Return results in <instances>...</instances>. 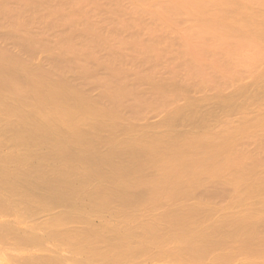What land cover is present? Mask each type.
Instances as JSON below:
<instances>
[{"label":"rangeland","instance_id":"374dc122","mask_svg":"<svg viewBox=\"0 0 264 264\" xmlns=\"http://www.w3.org/2000/svg\"><path fill=\"white\" fill-rule=\"evenodd\" d=\"M122 1H123V3H122ZM136 1H133V0H119V1H117V0H110V1H106V0H96V1L95 0H87V1H84L83 0V2H82V0H47V1L46 0H42V2H41V0H0V2H2V3H0V22H1L0 23V51L3 52V53L0 52V54H4L5 53V54L8 55L10 53L8 55L10 57L8 58L7 56H5V61H4L5 63H7L6 65L8 67L5 66V63H4V65L3 64L0 65L1 66L0 70L3 71V73L0 74V78H2L1 76L4 75L3 78L5 80H8L10 85H13V83L17 82L19 77H21V78H23V82H22V84H23L25 82L24 78L25 79H27V78L29 79V76L31 78V77H33L32 75H36V74H33V72L35 70L36 72H39V74H40V75L37 74L38 76L36 75V77H34V79H36V82L34 83L35 80L33 78H31L33 80L30 79L31 81H33V83L30 80L27 79L30 83H28V81H26L27 84L25 82V84H23L24 87H26V85H27V87L28 86L31 87L32 84L33 85L36 84L37 86H39L38 84H40V82L42 81L43 83L41 82L42 84H40L42 86H39V89L40 90L44 89V91H45V89L49 87V85H48V83H49V84H51L49 88L54 86V87H56V90L57 89H58V91L60 90L61 92L60 91L59 92L62 93V94L63 93L65 94V92L66 93H70V91H71V97H69L70 94L69 95L67 94L66 97H65V98H67V96H68V98H67L68 100L70 98H74L75 96H78L77 98L76 97L74 98L75 100H77L79 97H81V94H82V97L79 98V100H77L78 102L82 101V99H83V101L80 102V103L84 102V104L85 103L88 104L90 102L89 103L91 105L90 107L94 106L93 109L96 108V110L99 111L100 113H101V110L104 109L102 114L105 117L113 118L114 116L113 117H111V116L115 115V118L117 120L116 123H114V120H115L114 118H113L114 120L111 119V120L104 121V119H103L104 116H103L102 120L104 122L101 119L94 118V119L99 120L100 123L101 122H103V123L106 122L107 123L108 121L109 122L111 121L115 125V126H112L111 122H110V125H108V124L106 125L105 124L107 127L105 125L103 126V124H102L103 127L98 126V127L101 128L100 130L98 129L99 132H98L96 127H93V126H95L93 124L96 123L97 120L94 123L90 122L92 120L94 121V119H92V118H87V119H92V120L86 121L87 123L86 122H82L83 124H82L81 127L79 126L81 124L77 125V127L79 126L80 128L83 129L82 130V129H80L78 127L80 132H84V130H86L85 132H86V135H87V132L89 131L88 133L91 134V137H90V135H88L89 136L88 140H90V138H91L92 140H94L93 144L97 143V144H95L96 146L91 144L92 146H94V148L97 147L96 149H98V150L95 149L97 152L94 150L95 155L103 153L102 156L103 155L104 156L107 155V156L111 157L113 152H115L117 150L115 148V151H112L114 149V146H113V144H110V142H114L112 140H115V139L119 140L118 141L119 143H120L121 140L123 142V139L125 140V138L126 139L128 138L130 140L131 139L133 140V138L136 139V140L140 139L137 142H139V141L141 142V140H142V142H141V145H142V144H144L143 142H146V139H152L153 138V139H156L155 141L152 139L154 142H156V141L158 142L159 140L161 141V142L160 141L158 142L159 143V147L162 144V140L165 141V142H163L162 145H164V143H166V145H167V143H169L171 140H175V142H177V143L178 142L182 143L184 141L185 143L184 142L183 143L186 145V141L191 140V141H196V142H193V143H195L194 147L196 146L195 147L196 150H198L197 148L199 147V145H201L199 147L201 149L202 145H203L202 143L205 144L206 142H204V141H208L209 140L211 143L209 144L208 143L209 141H208L207 142L208 145H207V143H206L207 146L205 145L207 147V149L208 148L210 149V147L213 148V146L215 144L217 146V147L214 146L215 147L214 151L216 150V152H217L216 154H214L215 152L212 150L214 152L213 154L215 155V158L212 157L213 154H212V156H210V157L214 158V159H212V158L210 159V161L212 160V164H210V166L211 165L213 167L216 166V165H213V162L216 161L217 159L219 160L220 156L222 158L225 157V159L229 157V159H230V155H232L231 156V160L233 159L234 163L233 162L232 163H233L234 166L233 165H232L233 167L230 166L231 167V169H230L229 165L231 164L230 163L231 160H227L226 159L227 161H224V162H229L230 164L229 165L225 164L226 166H228V169H225L224 167H222V166H225L224 162H223L224 159H222L220 157L221 159L219 160V163L221 161V164L217 163L218 161H216L214 163V164H217V167H215L214 170L218 171V172H215L214 170L213 171L215 173L212 172L211 169H213V168L211 167V169H209L210 168V166H209L208 168L206 167L205 170L197 172L199 174V176H196L197 173H196V175L194 174V176L191 179L192 181L188 180V181H190V184H187L189 182L186 183L187 186L189 185L188 187L187 186L184 187V184H185L184 183L183 186H182L184 188V191H183V188L181 187L180 190H182V191H180V193H182L181 196L183 195V192H184V194L187 193L186 194L187 196L184 195V197H185L184 199H181V198H183V196L180 197V198L178 197L180 200H184V203H183V201H180V202L183 203V206H184L185 210H186V208H188L191 205H194V204H195L194 206L197 205V207H195L196 210H194L195 209L194 206L190 207V208H193L192 210L194 212L192 210L190 212H188L189 209H190V208H188L187 211L184 210L186 213L183 210L182 211L184 213H182V211L180 210L183 207V206L180 207L181 203H180V205H178L179 206L178 208H180V209H178V210L175 209L174 210V208H176L174 206L177 205L176 204L177 202L179 204V200L175 199L176 200L175 201L173 198H170V199H173V201L171 200L172 202H170V203L172 204L171 206L174 207V208H172L171 206L170 207L174 211H170L172 209L170 207L168 209V207H167V205H168L167 203H169V202H167L166 204L163 203V202H165L167 200L169 201L170 199L167 198V200H166V198L164 196L161 197V199H163L162 203L165 204L166 207H167V208L165 207L166 210L165 209L163 210V208H160L161 206L163 207L164 205H160L158 208L156 207L159 204H161L160 200L158 199L159 201L157 202V204L159 202L160 203L158 205L156 204L155 207L157 209L155 210L153 208L154 207L153 206L152 208L155 211H153V210L150 211L149 210V212H151L152 214L146 212L145 208L142 209L143 206L142 207L140 206L141 209L138 210V213H136V211H137L136 209L133 210L131 208H129L131 210L128 209L129 211L128 210L125 211L126 210L125 209L124 210L125 212H122L123 210H120V208H119L120 207V203H119L120 200H118L117 195L119 197H124V196H122L120 193H118L117 195H115L114 197L111 198L112 199L111 200V204L109 205V207H107L106 210L103 209V210L98 211V212H96V211L92 212L93 205L95 206L96 203L98 204V202L101 201L102 196L105 195L106 193H108L107 192L108 190L106 192H101L102 189L100 190V188H103V189H104V187L105 188H110L109 191H111V190L114 189L115 186H113L114 184L110 185V184H112L111 180L108 181V180L105 179L106 180L105 181V180H103V177H102V179H99V178L97 179L96 177H93V179H90V180L88 179L86 181V184H85V181H84L83 186H81L80 190H78V193H77V196H76L78 198H74V200H73L74 202L71 201V203H70V198L71 197L63 195V198H61V201L58 203L59 205L58 204L54 205L55 207H53V208L51 207L48 211H46L44 213V215L46 217V220H50L52 217H55L57 215V213L59 214V213H61L63 211L61 213L63 215H62L61 220H60V224H61V221H62V225L53 227V229L58 231L60 234H63L62 236L66 235V234L75 235L76 233H78L77 234L78 236L77 235H75V236H76V239L80 240V241H77L76 239L75 240H76L77 243H80L81 245L78 244L79 247L74 245L75 246L74 247L73 245H71L69 243H65V244L62 243V242L60 243L57 240L59 238L53 236V233H51L53 231L50 229V232H48L50 234H48V233L45 234V237H44L45 242L43 243V249L46 252H48V251H50V249H53L56 246L60 250V252L62 254L66 255L69 258L71 257L72 260L73 259L77 260L78 263H79V260H80L82 262V264H91V263L92 264H99L100 262L102 264H107V263L108 264H111V263L112 264H182V262H183V264H185V262H186V264H190V263L192 264L193 261L190 260L189 261L190 263L188 261H185L186 260L185 257H183L180 254V252H178V251H181V253L183 252L182 249L180 250V247H178V246H180L181 243L188 242V243H192V244H195V245L199 244L200 245V246L198 245L199 247H202V245L204 244L203 248H207L206 250H209L207 252H210L209 253L210 255L212 254L211 251L214 252V254H216L218 256H219V254H221L220 256L223 255L222 256V260L219 259V261L218 260L214 261L215 264L216 263L225 264L224 262H226V264L227 263H230V264H233V263L234 264H251V263L252 264H256V263L260 264L261 263V264H263L264 263V260H263L264 259L263 258L264 257V247H263L264 244H262V243H264V206H263L264 205V191H263V189H264V180H263L264 179V177H263L264 176V167H263L264 166V40L262 38H264V32L262 31V34H261L260 31L264 30V22H263L264 19L262 18V16H264V7H263L264 6V0H259V1L258 0L257 1L254 0V1H256V6L253 5V4H255V2L253 0H249L250 3L254 2L253 4L251 3L253 6L250 3H248V0H245L248 4L247 3L246 4L243 3L244 0H242V1L235 0V2L233 0L232 1L233 4H231L232 2L229 1L230 4L227 3L228 6H227V4L226 5L222 4V6L217 5L216 2L218 3L220 0H212L210 2H209V0H200L198 2V4L200 2H202V3L205 2L207 4H208V2L210 3V4H208L209 6L207 7L209 13H207V8H205L206 5L205 6L202 5L204 7H203V9L202 8L200 9V7L196 6L197 5L196 3H194L195 5L193 4V2H196V1H193V2H190V3H192L193 4L192 6H195V7L191 8L192 6H189V4H188L189 2L187 0L186 1L187 2L186 5L183 4V3H180L183 7L185 5L186 10L184 9L185 10L184 13H183V11H184L183 8L181 9L182 6L177 2V5L179 4L180 9L183 10V11H180L178 9L179 12H178V10L176 12H178L181 16L178 13H177L178 15L174 14V12L176 10L175 7H178L176 5V3H173L175 5V7L172 4V7L170 8L172 10V8L174 7L173 8L174 11H172L173 12V14H172L170 9L168 8V7L171 6V4H170V2H167L166 5H168V4H170V5L168 7H166V5H165L166 9L167 8L169 9V10L167 9V12H166V9H165V7L163 5L166 2H163V1H168V0H163V1L162 0L161 1L158 0L159 2L163 3L162 4L163 6L161 4L159 5L156 2V0H148V2L146 0H144L145 2L144 1L141 2L139 0L138 3ZM169 1H171V3H172V1L175 2L174 0H169ZM214 1H215V4H214ZM223 1L222 2L220 1V2L224 3ZM86 2H88V3H86ZM107 2H109V3L107 4ZM124 2L125 3L127 2L126 3L127 5ZM140 2L142 4H140ZM154 2L157 3V4H154ZM225 2H226V0H225ZM76 3H77V5H76ZM91 3H94V6ZM211 3H212V6L214 4L213 7H215V5H216L217 6L216 8L218 10L216 8L213 9L210 6ZM238 3H239V5H238ZM259 3H260L259 6H261V7H259L257 5ZM82 4H84V5H82ZM119 4H121V5H119ZM6 5L8 7L7 9H6ZM90 5L93 6L92 7L93 9L91 8ZM108 5H110V6H108ZM112 5L114 6L115 10L117 8L118 9L115 11L113 9ZM131 5H133V6L131 7ZM233 5H234V7H233ZM35 6H37L38 9ZM44 6H45V9H44ZM198 6H200V5H198ZM229 6H230V8H229ZM110 7H111L112 10L109 9ZM119 7H120V9H119ZM151 7H154V8H151ZM189 7H190V9H188ZM3 8H4V10H3ZM135 8H137L138 10L137 9L135 10ZM196 8L199 9V10L197 9V12L200 11V10L201 11L204 10V12L200 11V13L205 14V12H206L207 15L206 14L205 15H203V14L198 15V13L195 11ZM227 8H228L227 13H225V14H224V12L222 13V11H226ZM159 9H161V11ZM27 10H29V11H27ZM118 10H120V11H118ZM188 10H191V14L187 12ZM215 10H216V12H219V11L220 12L216 13V12H214ZM250 10H251V12H250ZM82 11H84V12H82ZM124 11H125V13H124ZM143 11H144V13H143ZM157 11H158V13H157ZM243 11H244V13L249 11V13L253 14V16L251 17V15H249V13H248L249 16L247 17L245 15L247 13L244 14ZM8 12H10V13H8ZM115 12H116V15H115ZM140 12H141L142 16L140 15ZM153 12H156L155 16L153 15V14H155ZM159 12L162 15L159 14ZM162 12L164 14L165 13L166 14L164 15ZM193 12H196V13H193ZM210 12H211V15H210ZM88 13H90V14H88ZM128 13H130V14H128ZM213 13H215V14H213ZM3 14H4V16H3ZM16 14H17V16H16ZM125 14H127V15H125ZM150 14H151V16H150ZM157 14H158V17H156ZM188 14L190 16H188ZM216 14H218V15H220L222 17H219ZM136 15H138L139 18ZM146 15L148 17H150V18H148ZM185 15H187V16H185ZM191 15L195 16L194 17L195 19L193 18V16L191 17ZM214 15H216L218 17L215 16V19H213ZM107 16L110 17L111 19L110 18H106ZM116 16H118V17H116ZM123 16L124 17L126 16L128 18H126V17L123 18ZM132 16H133V18H135L134 22H133L134 19L132 18ZM159 16H161V17H159ZM173 16L175 18H173ZM240 16H241V18H240ZM115 17L116 18H120V19L116 20ZM121 17H122V19H121ZM249 17H251V18H249ZM147 18L149 19V21H148ZM156 18H159V19L156 20ZM208 18H209V20L211 19L212 22H214V23H211L210 22L211 20L208 21ZM220 18L223 19V21ZM244 18H246V19H244ZM261 18L263 19V21H261L262 22V23H260L261 25H257V26H263V27L261 29H260V27H257V28H259V32H260L259 35H258L257 34L258 33V29L256 28V24H259V23H256V22H260ZM5 19H6V21H5ZM108 19L110 20L109 22H108ZM13 20H14V22H13ZM94 20H96V21H94ZM121 20H122V22H121ZM131 20H132V23H130ZM168 20H169V23L167 22ZM80 21H82V22H80ZM105 21H107V22H105ZM127 21H130V22L128 23ZM138 21H139V23H137ZM140 21H141V25L144 26V27L142 26V28L140 26ZM147 21H148V23H147ZM177 21L180 22V23H178ZM215 21H217V23H215ZM15 22H17V23H15ZM44 22L46 23V25L44 24ZM84 22H86V23H84ZM135 22H136V25L133 24ZM172 22H173V24H172ZM112 23H114V25ZM154 23L156 24L155 26H154ZM251 23H252V25H250ZM16 24H17V26H16ZM86 24H88V25H86ZM115 24H118V25H115ZM129 24L132 25V26H127ZM206 24H208V25H206ZM214 24H216V25H214ZM225 24H226L227 27L230 26L231 29L233 28L232 31H229L227 29L225 31L224 29L227 28V27H224ZM137 25H138L139 28L137 27ZM233 25H234V27H233ZM249 25H250V27H249ZM22 26H24V28ZM29 26H30V28H29ZM44 26H45V28H44ZM87 26H88V30H86ZM97 26H99V27H97ZM122 26L125 27V28H123ZM148 26H150L151 29ZM175 26H177L178 28L175 27ZM210 26H211V28H209ZM18 27H19V29H18ZM112 27H113L114 30L112 29ZM165 27H166V29H165ZM200 27H202V29L203 28L204 29L202 30ZM237 27L239 29H241V30H242V27H244L243 30L240 32V34H238L239 32H237V30H236V29H238ZM25 28H26V30H28V33L25 30ZM195 28L197 30H195ZM254 28H256V29L253 32ZM185 29H186V31H184ZM115 30H117V31L119 30L121 33L120 32L118 33L117 31L115 32ZM187 30H189V32ZM209 30H212V32L213 31L214 32L212 33ZM221 30H222V32L224 34L221 32ZM193 31H194V33H193ZM234 31H236L237 33L234 32ZM94 32H96V34ZM112 32L115 33V34H112ZM124 32H127V33H124ZM205 32H207L208 34H209V32L211 33V34L208 35L209 37L207 36V33L205 34ZM242 32L245 34L244 36H242ZM184 33H186V34H184ZM192 33H193V35H195L197 37L193 36ZM253 33H255V34H253ZM108 34H109V36H108ZM120 34H122V35H120ZM128 34H130V35H128ZM197 34H199V36ZM217 34L220 35V36H217ZM112 35H113V38L110 37ZM212 35H213L214 39L216 38L215 40L213 39ZM226 35L228 36V38H226L227 40L224 41V38H225ZM254 35H256V37L258 35L259 38L254 37ZM85 36H87V37H85ZM134 36L136 37V41H135V37ZM221 36L223 38L222 40L219 39V38H221ZM236 36H237V38H236ZM12 37L14 38V40L16 42L13 40ZM15 37H17V38L15 39ZM115 37L118 38V39H116ZM125 37H126V39H125ZM191 37H192V39H191ZM217 37H219V38H217ZM260 37H262V38L260 39ZM119 38H120V40H119ZM242 38H244V40ZM80 39H83V40H80ZM115 39L117 41H119V42H117ZM128 39H129V41H128ZM248 39H249V41H248ZM246 40H247V42H246ZM27 41H28L29 44L27 43ZM66 41L68 43L70 41V44L71 43H73V44H71V45L69 44L68 45V43ZM86 41H88V42H86ZM236 42H238V43H236ZM82 44H84V45H82ZM99 44H100V46H98ZM195 44H197V45H195ZM199 44H201L200 45L201 47L199 46ZM235 44H237V45H235ZM65 45H66V47H65ZM87 45H89V46H87ZM102 45L105 46V47H102ZM115 45L118 46V47H116ZM119 45L120 46L124 45V47H120ZM203 45H205V46L203 47ZM75 46H77V47H75ZM229 46H230V48H229ZM231 46L232 47L234 46L235 48L234 47L232 48ZM248 46H249V48H247ZM95 47H97V49ZM78 48H80V50ZM108 48H110V49H108ZM115 48L117 50H115ZM242 48L243 49L246 48L247 51H245V49L243 50ZM250 48H251V50H250ZM124 49H126V50H124ZM135 49H136V51H135ZM192 49H194V50H192ZM227 49H228V51H227ZM76 50L77 51L79 50L78 51L79 53L76 52ZM224 50L226 51V53H225ZM91 51H93V52L90 54ZM147 51H149V52H147ZM117 52H119L120 55H117L116 54ZM63 53H65V54H63ZM251 54L253 55L252 57H251ZM255 54H257V56H259V58ZM127 55L130 58L127 57ZM199 55H202V56L200 57ZM114 56H116V59L114 58ZM126 57L128 58L127 60H130V61L132 60L134 63H132V61H131V63H132L131 64L130 61L129 62L126 61V59H125ZM15 59H17V61H15ZM139 59H140V61H139ZM189 59H192V61L189 60ZM215 59H217V61ZM109 60H112L113 62L109 61ZM224 60H226V61H224ZM227 60H228L229 63H227ZM189 61H191V62H189ZM245 61L247 62V64L244 63ZM9 62H11V63L15 62V64H11L10 63L11 64L10 65ZM97 62H99V63H97ZM104 62H105L106 65H104ZM107 62L110 63V64H108ZM213 62H215V63H213ZM248 62H250V63H248ZM51 63H53L54 65L51 64ZM67 63H68V65H67ZM187 63H189V67L187 66ZM190 63H192V64L194 63L193 65L195 67H198V68H194V66L192 64H191V66L193 68H190L191 67ZM12 65H13V67H12ZM108 65H110V66L108 67ZM16 66H17V68H19L18 70H16V68H14ZM86 66H87V68H86ZM2 67H5V68H2ZM11 67H12V69H11ZM78 67L79 68L81 67V68L79 69ZM110 67L113 68L114 70L113 69L111 70ZM6 68H8V69H6ZM26 68H28V69L30 68L33 72L31 70H27ZM40 68H41V71H40ZM59 68H60V70H59ZM21 70H22V72H25V74L19 73ZM81 70H83V71H81ZM86 70L88 72H86ZM121 70H123V71H121ZM26 71L27 72L29 71L30 73H26ZM116 72H118V74H120V76H118V74ZM55 73H58V74H55ZM143 74H144V79H142L143 78L142 76L139 77L140 75H143ZM11 75H13V76H11ZM145 75H147V76H145ZM5 76H7V77H5ZM8 76L11 77L12 79L13 78L16 79V77L18 79H17V81H15L14 79H13L14 81H9L11 79L8 78ZM56 76L59 77V79H60L59 81L60 82L56 81V80H58V77L56 78ZM114 76H116L117 78H115ZM51 77H53V78L55 77L54 81L59 82L60 84L57 83V85H56L54 81L53 82L50 81V80H53ZM120 77H122V78H120ZM6 78H8V79H6ZM42 78H44V79H42ZM109 78H110V80H108ZM19 80H22V79H19ZM101 80L103 82H101ZM104 80L106 81V83L104 82ZM0 81H1V79H0ZM108 81H110V82H108ZM125 81H126L127 84L125 83ZM18 82L19 83H17L16 85L21 84L20 83L21 81H18ZM118 82H120V83H118ZM3 83H4V81H3ZM3 83L0 82V85H2ZM66 83H67L68 87H70L71 85L72 86L70 88H68V87H66ZM70 83H72V84L70 85ZM89 83H91V84H89ZM156 83H157V85H156ZM6 84H8V83H6ZM87 84H89V85H87ZM108 84L110 85V87H109ZM59 85L61 86V89H62V86H64L63 87L64 89L61 90ZM78 85H80V86H78ZM120 85L124 86L122 88V89H124L123 93H126L127 96L125 94H123V95H125V97L121 96L123 99L121 97L119 98L122 101L121 100H116V101L114 100V103H113V100L111 99L112 102H110V103H113V105L111 104L112 105L111 106L110 103H109L110 100L108 101V100L105 99L107 101L106 102L103 99H104V97L105 98H109V97H106L107 94H109V95L111 94L112 95L113 93H115L117 88L122 87ZM7 86L8 85H6L5 88H2V87H4V85L0 86L1 87L0 88V96L2 97L1 100L3 101L2 104H4V103L7 104V106L2 105V107L3 106L8 107V108L10 107L9 109L12 110V111L10 113H9V111L5 112L4 113L5 116H4L3 115L4 110L2 111V108H0L1 109L0 110V112H1L0 113V140L2 139V141H3V138H4L3 142L7 143V142H9L8 139L9 140L13 139V137H11V136H13V134H15V133H18L19 130H20L22 133L24 131L23 134L27 138L30 136L31 140L29 139V143L32 146H36L37 148H39L41 146L39 149L42 150V151H44L43 149H45L44 152H47L48 149L52 146L50 148L51 150L49 149L50 150L49 152H51L52 149L54 148L55 144H56V143L53 144L54 142L52 143V141H54V140H52L51 143H50V141H48L49 139L45 140L43 142V144H45V145H43L42 143H39V141H37V140H35V141H37V142H35L33 140V138H32V137H34L36 135L34 133V131L37 129L35 127H32V125L36 126V123L38 121L37 119H35L37 117H35L34 119H33V117H34L35 114H37V112H40V110L37 111L38 110V106H36V105H37V101L40 102L39 98L41 97L40 96L38 98V96L35 94V92L38 90L37 93L38 92H40V93L42 92V94H43V91H40L38 88H35L36 91H32L33 88H34L33 86H32L33 88L31 87L32 90H31V88L28 87L30 89V90L28 89L29 91H26L27 89L26 90L24 89L23 91H21L24 87L20 86L21 88L23 87L22 89L19 88L20 91L25 93L24 95H26V97H27V94L29 95V93L36 95V97H34V95L32 97H30V96L27 97L26 99H28V98L29 99H28L27 102H25L26 99L22 100V99H20V97H18V96H22V98H23L24 97L23 93H22V95H21V93H20V95L16 94V95H18L17 97L19 98L18 99L17 97H15L17 100L13 99L14 97H12V96H11V98H9L10 94L7 92V91H9V89H8L9 86H8V88H7ZM128 86L130 88H128ZM65 87L68 88V89H66L67 91L64 92L63 90H65ZM125 87H126V89L128 88L127 91H125ZM71 88L75 89V90H73V91H75L74 93L72 92ZM115 88H116V90H115ZM134 89L135 90L138 89V91L137 90L135 91ZM76 90H78L79 92L78 91L76 92ZM129 90H130V92H129ZM111 92H113V93H111ZM77 93H79V94H77ZM7 94H9V95L6 97ZM136 94H137V96H136ZM73 95H75V96H73ZM98 95H100V96H98ZM101 95H104V96H101ZM141 95H143L142 98L140 97ZM158 96H159V98H158ZM161 96H163V97H161ZM3 97H4V99H3ZM30 98L32 100H30ZM35 98L37 100L36 102H35ZM124 98H126V99H124ZM87 99H88V101L85 102V100H87ZM163 99H165V100H163ZM1 100H0V102H2ZM4 100H5V102H4ZM19 100L21 102L23 101L25 103H23V102L21 103ZM59 100H61V103H62V101H68L66 99L65 100L59 99ZM14 101H16V102L14 103ZM17 101H18V103H17ZM30 102H32L33 104L35 102L36 105L33 106V104L31 105ZM92 102H93V105L91 104ZM116 102H119L118 104L120 106L122 105V107H120ZM27 103H29L30 105H28ZM41 103H42V101H41ZM46 103L47 102L45 101V105H50L51 103L53 104V102H48L47 104ZM57 103H60V102H57ZM70 103L71 102H69V104H67L68 107H69ZM16 104H19V105L17 106ZM62 104H61L62 106H65V107L67 106V105H65L64 102ZM105 104H106V107H105ZM114 104H116V105H114ZM53 105H55V104H53ZM109 105H110L111 108H109ZM117 105H118V107H117ZM130 105H131V107H130ZM41 106H42V104H41ZM71 106H72V104H71ZM100 106H101V108H100ZM157 106H159V107H157ZM34 107H36V108H34ZM44 107H46V106H44ZM8 108H6V109L8 110ZM46 108H48V107H46ZM52 108H54V110H52V112L56 111L55 110L56 106H53ZM76 108H77V106L75 105V109ZM109 109L112 112L114 111L113 114L112 113H110V114L107 113L109 111ZM46 110L48 111V109H46ZM77 110H78V108H77ZM106 110H107V112H106ZM16 111L19 112V113H17ZM47 111H46V113H48ZM42 112H44V111H42ZM6 113L8 115H6ZM14 113H16V114H14ZM21 113H23V114H21ZM75 113H77V112H75ZM95 113L99 114L96 111H95ZM104 113H106V115L108 114L109 116L108 115L106 116ZM12 114L14 116H12ZM133 114H134V116H132ZM26 115H28V116H26ZM50 115L51 114H49V116ZM75 115H78V114H75ZM174 115H175V117H174ZM1 116L3 117V119L1 118ZM37 116H39V115H37ZM51 117H52V115H51ZM92 117H94V116H92ZM99 117H101V114H100ZM6 118H8V119H6ZM31 118L33 120H35L36 123ZM107 119H109V118H107ZM134 119H135V121H134ZM22 120H23V122H22ZM27 121H29L30 124H32L33 122L35 124L30 125ZM25 122H27V123H25ZM126 122H128V123H126ZM38 123H40V122L38 121ZM38 123H37V126L39 127L41 124L38 125ZM84 123H86V125H84ZM97 123L99 125V122H97ZM8 124H9V126H8ZM118 124H120V125H118ZM26 125H29V126H26ZM123 125H124V127H123ZM41 126L39 128H41ZM109 127H112V128H109ZM134 128H135V130H134ZM22 129H23V131H22ZM31 129H34L33 132H30ZM109 130H110V132H109ZM125 131H126V133H125ZM128 132H129V134H128ZM134 132H135V134H134L135 136L133 135ZM120 133H122V134H120ZM137 133L139 134L138 136L136 135ZM143 133H144V135L145 134L146 135L143 136L142 135ZM64 134L66 135V133H64ZM93 134H94V136H93ZM109 134H110L111 138H114V139H111L110 142H108L109 141L108 139H110ZM219 134H221V135H219ZM120 135H124V136L120 137ZM130 136H132V138ZM139 136H140V138H139ZM68 137H70V136H68ZM117 137H118V139H117ZM142 137H144V138H142ZM223 137H224V139L221 140V138H223ZM157 138H158V140H157ZM201 138H203V140H202L201 144H199L200 142H198V141H200ZM219 138H220V140H219ZM234 138H235V140H234ZM181 139L183 141H178V140H181ZM204 139H206V140H204ZM67 140H69V138ZM30 141H32V142H30ZM128 141L129 140H127V142ZM134 141L135 140H133V143L136 144V145L134 144V146L136 147L140 142L137 144V142L136 141L134 142ZM66 142H65V145H66ZM69 142L72 143V141H69ZM107 142L109 143L110 146L108 145ZM129 142H132V141H129ZM189 142H187V144H189ZM197 142H198V145H196ZM220 142H223V143H221L222 145L220 144ZM229 142H230V145H229ZM71 143L69 145L72 146V144L74 145L75 142L72 143V144ZM180 143H179V145H183V143L182 144H180ZM193 143H192V145H191V143L189 145L192 147ZM217 143L220 146H222V147H219V145H217ZM231 143H232V146H231ZM129 144L131 145L129 148H131V147L134 148L131 143H129ZM146 144H149V140L145 143V145ZM67 145H66V147H68ZM78 145L79 144L76 145V143H75V146H73V147H75V150H77L76 146H78ZM189 145H187V146L189 147ZM71 146H69V147H71ZM187 146H185V148H184L186 150L185 151L186 153H184V154L180 153V155L181 154L187 155V157L186 156H184V157L189 158L190 156L192 157V156H195L197 154V155H200L201 158H204V159L209 156V153H208V155L206 157H203L202 155H204V154L206 155L207 152L205 153V151L209 152L210 150H204L203 154H201L202 151H200L199 152L200 154H198L197 152L200 149L198 151H196L195 148L194 149L192 148L193 150L191 151V150H189L190 148H188ZM69 147H68V150L66 152H73L71 149H69ZM107 147H109V148H107ZM110 147L112 148L111 151H110L112 153L108 154L107 152L109 151L108 149H110ZM206 147H204V149ZM78 148L81 149L80 145H79ZM160 148H158V149H160ZM233 148H234V150H233ZM80 149H79V151L81 152L82 149L81 150ZM161 149H162L161 151H163L165 148L163 149V146H162ZM217 149L219 150V153L221 151L222 154H224V156L220 155L218 157L217 154H219V153H218ZM222 149L224 151H222ZM229 149H231V150H229ZM69 150H71V151H69ZM73 150H74V148H73ZM126 150H129L128 153L130 155V150L131 149L127 148ZM133 150L134 149H132L131 152H133ZM235 150H237V153L239 155H237V153H235L236 152ZM77 151H74V154H75V152L77 153ZM183 151L184 150H182V152ZM212 151H211V153H212ZM119 152L121 153L120 150H119ZM180 152H181V150H180ZM195 152H196V154H195ZM115 153H116V155H118V157H117L116 155L113 154V157H114L115 161L116 160L119 161L121 159L123 162L122 161H119V162H121L122 164H126V166H128V164H129V165H132L133 167H136V166H134L132 164V160H131L132 157H130L131 155L129 156L130 160L127 162V160L129 159L127 157L128 153L127 154H123V152H122V154H123L122 156L123 157L120 154H117V152H115ZM187 153L190 154V155H188ZM84 154L86 155V151L83 153V155ZM119 155L121 156V158H120ZM132 155H135V153L132 154ZM183 155H182V158L186 159V158L183 157ZM74 156L77 157L76 154ZM78 156H79V154H78ZM98 156H100V155H98ZM236 156H238L239 158L237 157L238 158L237 159ZM80 157L83 158V156H81V155H80ZM85 157H87V155ZM234 157H235V159H237V161L236 160L234 161ZM209 158H207V159H209ZM74 159H76V158L71 156V158H69L67 160L69 162H65L64 160L63 161L65 163H68V165L70 164V165H74V166L77 167L80 164V162L77 161L78 159L77 160H74ZM54 160H53L52 156L46 155L45 169H46V173L48 171V173H47L48 175L47 176H49V177L52 174L53 175L56 174V170H55V165L56 164H55ZM84 160H87V159H84ZM84 160H82V159L80 160V161H82L81 164H84L83 163ZM109 160L111 161L110 158H109ZM241 160H243V161H241ZM74 161L79 162L78 165H76L77 162H74ZM256 161H258V162H256ZM112 162H111V167L112 168L108 167V170L109 169H114L115 166L119 165V164L113 165ZM250 162H251V164H250ZM222 163H223V165H222ZM253 163H255V164H253ZM81 164H80V166H82ZM218 164L221 165V167ZM237 164L239 165V168H241V170H239V168H237L238 166L235 167V165H237ZM93 165H94V163H93ZM241 165H243L244 167H242ZM94 166L96 167V165H94ZM119 166L115 167V169L118 168ZM123 167H124V165H123ZM216 168H218V169H216ZM220 168H224V169H222L223 170L222 172H221V170H219ZM253 168H254L255 171L253 170ZM118 169H120V168H118ZM132 169L130 168V170H132ZM207 169H209V170H207ZM121 170L124 171V169H122V168H121ZM125 170H126L125 172H127L128 167ZM130 170H128V171H130ZM206 170L208 172H206ZM210 170H211L212 173H210ZM54 171H55V173H54ZM146 171L148 173L150 172L149 173L150 176H149V178L147 180L146 179H141V176L143 177V175H141L139 178L137 177V179H139V180H136V181L140 182L139 183L140 184V188H139L140 190L138 188H136L138 185H136V187H134L135 186L134 185L135 182L133 183L132 181H129V180H133L134 177L131 179V177H132L131 176L130 179L127 180L131 184H133L134 188H133V190L132 189H128V191L126 190L127 192L125 191V194L126 193H129V194L132 193V194H134L133 197L137 198L136 202L133 201V204H134L133 206L139 205V204L143 205L145 203L147 205L146 207L149 206L147 204V203H149V201L146 200V197H148V196L146 195L147 191H146V188H145L146 185L144 183L147 184L148 180L150 178H152V176H151L152 172L150 170H145L144 171V173H146V175L144 176L145 178L148 177L147 176L148 173ZM203 171H205L206 174L207 173L208 174L205 175V172L202 173ZM219 171L222 174H220ZM234 171H236L237 174ZM241 171H242V173H240ZM252 171H254V172H252ZM106 172H108V171H106ZM213 173L216 174V176ZM261 173H263V174H261ZM210 175H212V176L210 177ZM238 175H242V176H238ZM249 175H250V177H249ZM258 176H260V177H258ZM196 177H197V180H193V178H196ZM253 177H255V178H253ZM145 180H146V182H145ZM150 180H149V182H150ZM195 181H197V183ZM200 181H201V183H200ZM105 182L109 183V185L107 183L104 184ZM192 182H194L195 186H194V184ZM142 183L144 185H142ZM191 184H193V185H191ZM234 185L235 186L237 185V187L235 188ZM239 185H240V187H239ZM102 186H104V187H102ZM135 188H136V190H135ZM186 188H188L187 192H186ZM206 188L207 189L210 188L211 191L210 190L207 191ZM239 188H240V191L243 190V188H244V191L241 192V193H243V195L239 194L240 193ZM116 192H114V194ZM137 192H140V193H137ZM188 192H190L191 196L188 194ZM223 192L224 193L226 192L225 194H228V195H225V194L223 195ZM197 193L198 194L201 193V194L198 195ZM112 194H113V192H112ZM129 194H128V196H129ZM139 194H140V196H141V194L143 195V197L141 196L142 198L140 197V199L144 198V200H140L139 197H136V196H139ZM220 194H222L223 197ZM100 195H101V199L99 197ZM197 195H198L199 199H197ZM179 196H180V194H179ZM200 196H202L203 199H202V197L200 198ZM131 197H132V195H131ZM186 197H188L190 200L188 198H186ZM236 197H237V199H236L237 201H235V199H234ZM174 198H177V197H174ZM238 198H239V200H238ZM75 199L77 200L76 202H75ZM71 200H72V198H71ZM115 200L116 201L118 200L117 201L118 203ZM132 200H133V198H132ZM262 200H263V202H262ZM138 201L139 202L141 201V202L138 204ZM238 201L240 202L241 205L239 204ZM255 202H257V203H255ZM170 203H169V205H170ZM235 203H237L236 206H239L237 209H234ZM251 203H253V204H251ZM173 204H174V206H173ZM185 204H186L187 207L185 206ZM115 205L116 206L118 205V206L116 207ZM229 205L230 206L232 205V206L230 207ZM252 205H253V207H251ZM76 206L78 208L77 210H80V211L84 210V213L83 212L82 213L81 212L77 213ZM110 206L112 207V209H111ZM198 206H200V208H198ZM202 206H203V208H202ZM89 208L91 209V211H89L90 210ZM117 208H119V209H117ZM136 208L138 209V207H136ZM115 209L118 210V211H116ZM146 209H148V208H146ZM68 210H69V212H66L67 214L65 215L64 214L65 211H68ZM87 210L90 213L87 212ZM206 210H207L208 213L206 212ZM224 210H226V211H224ZM161 211H162V213H161ZM143 212H144V214H143ZM240 212H242V213H240ZM79 213H80V215H79ZM75 214L79 215V216H81V217H83L85 219H82V218L80 219L79 216H74ZM208 214H211L212 217H210V215H208ZM153 215H154V217L157 216V215L158 216L155 217V219H154ZM176 215H178L180 217L177 218ZM166 216L173 217V218H171V220L173 219V221H171L170 218L169 217L167 218ZM174 216H176V217H174ZM69 217H71V218H69ZM73 217H76L77 219H79V221L76 220ZM128 217H131L132 219H130ZM186 217H187L188 220L184 221V220H186ZM230 217H231V219H230ZM149 218H151V219H149ZM164 218H165L166 221L165 220L162 221V219H164ZM175 218H177V219H175ZM179 218H181L182 221L179 220ZM208 218H209V221H208ZM134 220H135V222H134ZM194 220H196V221H194ZM239 220L243 221L242 222L243 224ZM67 221H68V224H65V223H67ZM76 221H78V222H76ZM169 221H170V223H169ZM180 221H181L182 225L180 224ZM234 221H235V223H234ZM174 222H177V223L174 224ZM236 222L237 223L239 222L237 224L238 226L240 224L239 227L236 225ZM186 224H187L188 227H185ZM210 224H212L213 226L210 225ZM234 224L236 226H234ZM118 225H120V226L118 227ZM137 225H138V227H137ZM166 225H167V227H166ZM225 225H226V227H225ZM169 226H174V228L172 227V228L169 229ZM211 226L214 227V228H212ZM112 227H113L115 232H113ZM164 227L166 229L170 230V231L164 230L165 229ZM183 227H185L186 231L183 229ZM46 228L49 231V228L48 227H46ZM57 228H59V230ZM86 228H88V229H86ZM77 229H78V231H77ZM98 229H99V231H98ZM104 229H105V231H104ZM180 229H181V231H180ZM226 229H227V231H226ZM233 229H235V230H233ZM47 230H45V232ZM87 230H89L91 232H89ZM161 230H162V232H161ZM201 230H203V232ZM206 230L208 232H211V234H209ZM221 230H223V231H221ZM133 231H135V232H133ZM163 231H165V232H163ZM178 231H179V233H176ZM212 231H214V232H212ZM85 232H88V233H85ZM143 232H145V233H143ZM152 232L154 234H152ZM170 232H172L173 234H175V233L179 234V236H175L176 234L173 235ZM180 232H182V233H180ZM229 232L231 233V236L227 235ZM84 233L87 234L88 236L92 235V237L90 238L92 242L90 240H88V239L87 240L84 239V240H85V242L89 241V243L88 242L87 243L83 242L84 240H82V239L85 238L84 236H86ZM97 233L98 234L100 233V235L97 236L96 235ZM155 233H157V234H155ZM183 233L186 234V235H184ZM199 233L202 236L201 238H200V234ZM213 233H214V235L212 236ZM215 233H216V236H215ZM245 233L249 234L248 237H247V234H245ZM256 233H258V235ZM79 234H83L84 236L81 235V236H83V238H81V237L78 238ZM93 234H94V236H93ZM103 234H105V235H103ZM120 234H121V236L123 235L124 237L123 236L120 237ZM149 234L153 238H151L149 236ZM232 234H233V236H232ZM238 234H239V236H238ZM54 235H56V234H54ZM101 235L104 236L103 240L100 239V237L101 238L103 237ZM194 235L195 236L197 235V238L194 239L193 238V237H195ZM96 236H97V238H96ZM115 236H117V238ZM141 236H144V237H141ZM147 236H148V238H150L149 240H148V238H146ZM203 236H204V238L206 237L205 240H204ZM217 236H218V239H217ZM223 236H224V238H223ZM225 236H226V238H225ZM172 237L175 238V241L172 239ZM198 237H199V239H198ZM215 237H216V239H215ZM61 238H62V240H65L66 242L68 240V239L67 240L65 239L66 237L65 238L61 237ZM92 238H94V240ZM95 238H96V240H95ZM105 238H107V239H105ZM109 238H110V240H109ZM161 238H163V239H161ZM181 238L182 239L184 238V239L182 240ZM222 238L225 239V240H223ZM104 239L106 240V242L104 241ZM153 239L156 242H153L152 241ZM157 239H158V243H157ZM192 239H194V240H192ZM252 239H253V241H252ZM260 240H262V242H260ZM205 241L207 242V244H211V245H207ZM254 241H255V244H254ZM100 243H102V244H100ZM88 244H90V245H88ZM126 244L127 245L129 244V245L127 246ZM223 244H224V247L222 246ZM214 245H219V246L221 245L222 249L220 247H218V246L215 247ZM254 245L256 247L255 250H254V248H255ZM109 246H110V248H109ZM260 246H262L261 249H260L262 252L259 250ZM76 247L78 249H76ZM105 247H106V249H105ZM213 247H214V250L216 252L213 250ZM90 248H92L94 250H92ZM219 248H220V250H219ZM88 249H90V250H88ZM171 249H174V250H171ZM175 249L176 250L178 249V251H176ZM216 249H218V250H216ZM223 249H225V250H223ZM105 250H107L108 252L105 251ZM227 250H230L232 252L228 251L229 252L228 253ZM101 251H102V253H100ZM218 251H220V252L222 251V252L220 253ZM224 251H226V252H224ZM244 251L247 253V255L246 254H242V253H244ZM145 252H147V253H145ZM170 252H172V253H170ZM256 252H258V254ZM260 252H261V254H260ZM262 253H263V255H262ZM178 254H180V255L178 256ZM209 254H207V256ZM234 254H235V256H234ZM237 254H238V256H237ZM3 255H4V253L0 252V264L7 263V261H6V259L4 258ZM107 255H109V256H107ZM210 255H209V257H210ZM213 255H212L211 258H209V257L207 258L206 257L208 260L210 259V263L207 260H204L206 258H201L202 262L199 263V264H204L205 262H206L205 264H207V262H208V264H212L211 263L212 262L211 259H213L216 256V255H214V257H213ZM225 255H226V257H224ZM228 255L230 257V258L228 257L229 259L227 258ZM250 255H252V256H250ZM97 256H98V258H97ZM91 257H93V258H91ZM223 257H224V259H223ZM231 257H233L234 260ZM237 257H238V259H237ZM100 258H101V261H100ZM111 258H113V259H111ZM257 258H260L259 259L260 261L257 260ZM108 260H109V262H108ZM239 260H240V262H239ZM95 261L96 262L98 261V262L96 263ZM220 262H222V263H220ZM193 264H195V262Z\"/></svg>","mask_w":264,"mask_h":264},{"label":"bare ground","instance_id":"6f19581e","mask_svg":"<svg viewBox=\"0 0 264 264\" xmlns=\"http://www.w3.org/2000/svg\"><path fill=\"white\" fill-rule=\"evenodd\" d=\"M47 1V0H46ZM84 1H87V0H84ZM96 1V0H95ZM106 1H110V0H106ZM117 1H119V0H117ZM133 1H136V0H133ZM141 2L142 1H144V0H140ZM147 2H148V0H146ZM161 1V0H160ZM163 1V0H162ZM175 2H173L172 1V3H171V1H163V2H166V3H162V2H159L158 0H156V2L160 5H164V7H165V5L167 4V2H170V4H171V6L170 7H168L170 4H168V5H166V7H168L169 9L172 7V4L173 3H176V5H177V2L180 4V3H183V4H185L186 5V1L187 0H174ZM193 1H196V2H193ZM200 0H188V4H189V6H192L194 3H196L197 5V7H200V9L202 8L203 9V7L205 6V8H207L209 5L208 4H210L209 2L210 1H212V0H209V2H208V4L207 3H202V2H200L199 4H198V2H199ZM221 2L223 1V0H220ZM216 2V4L217 5H220V6H222V4L223 5H226L227 3L228 4H230V2H232L233 0H226V2H225V0L223 1L224 3H221V2ZM230 1V2H229ZM238 1V0H237ZM239 1H242V0H239ZM254 1V0H253ZM257 1V0H256ZM256 1H254L255 2V4H253L254 2H251L254 6H256ZM259 1V0H258ZM41 2H42V0H41ZM80 2V1H79ZM82 2H83V0H82ZM128 2V1H127ZM126 2V3H127ZM137 3L139 2V0H137L136 1ZM140 2V4H142ZM145 2V1H144ZM190 2H193V4L192 3H190ZM234 2H235V0H234ZM0 3H2V2H0ZM32 3V2H31ZM35 3V2H34ZM86 3H88V2H86ZM109 2H107V4H108ZM120 3V2H119ZM122 3H123V1H122ZM121 3V4H122ZM125 3V2H124ZM125 3V4H126ZM157 3H155L154 2V4H157ZM213 3V2H212ZM212 3H211V7L213 8V9H215L217 6L215 5V7H213L214 6V4H215V1H214V4H213V6H212ZM221 3V4H220ZM243 3H247L245 0H244V2ZM248 3H250L249 2V0H248ZM247 3V4H248ZM250 3V4H251ZM79 4V3H78ZM91 4H93V6H94V3H91ZM96 4V3H95ZM118 4V3H117ZM116 4V5H117ZM121 4H119V5H121ZM129 4V3H128ZM179 4L177 5L178 7H179ZM228 4H227V6H228ZM231 4H233V2L231 3ZM251 4V5H252ZM30 5V4H29ZM34 5V4H33ZM76 5H77V3H76ZM82 5H84V4H82ZM99 5V4H98ZM127 5V4H126ZM162 5V6H163ZM174 5V4H173ZM181 5V4H180ZM185 5H184V7L182 6L181 7V9L183 8V10L185 9L186 10V8H185ZM195 5V4H194ZM198 5H200V6H198ZM202 5H204V6H202ZM238 5H239V3H238ZM252 5V6H253ZM258 6L260 5V3L259 4H257ZM81 6V5H80ZM91 6V5H90ZM93 6H91V8L93 7ZM108 6H110V5H108ZM113 6V5H112ZM118 6V5H117ZM133 5H131V7H132ZM145 6V5H144ZM152 6V5H151ZM155 6V5H154ZM161 6V7H162ZM231 6V5H230ZM230 6H229V8H230ZM28 7V6H27ZM36 8H37V6H35ZM102 7V6H101ZM166 7H165V9H166ZM174 7H175V5H174ZM173 7V8H174ZM178 7H175L176 8V10H175V12H174V14H176V15H178L179 13V10L180 11H183V10H181L180 9V7L178 8ZM188 7V6H187ZM195 6H192L191 8H194ZM210 7V8H211ZM233 7H234V5H233ZM249 7V6H248ZM259 7H261V6H259ZM264 7V6H263ZM8 7H7V5H6V9H7ZM151 8H154V7H151ZM167 8V9H168ZM172 8V10L170 9V11L172 12V11H174V9ZM204 8V9H205ZM237 8V7H236ZM251 8V7H250ZM38 9V8H37ZM44 9H45V6H44ZM47 9V8H46ZM93 9V8H92ZM109 9H111V7L109 8ZM113 9H114V6H113ZM118 9V8H117ZM116 9V10H117ZM119 9H120V7H119ZM137 8H135V10H136ZM150 9V8H149ZM167 9H166V12H167ZM168 9V10H169ZM179 9V10H178ZM188 9H190V7L188 8ZM197 9L198 8H196L195 9V11L197 12ZM217 9V8H216ZM233 9V8H232ZM242 9V8H241ZM252 9V8H251ZM2 10V9H1ZM3 10H4V8H3ZM10 10V9H9ZM50 10V9H49ZM80 10V9H79ZM112 10V9H111ZM110 10V11H111ZM115 10V9H114ZM115 10V11H116ZM134 10V11H135ZM138 10V9H137ZM156 10V9H155ZM160 11H161V9H159ZM163 10V9H162ZM178 10V12H176ZM185 10L183 11V13L185 12ZM199 10V9H198ZM212 10V9H211ZM218 10V9H217ZM238 10V9H237ZM11 11V10H10ZM13 11V10H12ZM19 11V10H18ZM27 11H29V10H27ZM43 11V10H42ZM106 11V10H105ZM118 11H120V10H118ZM126 11V10H125ZM125 11H124V13H125ZM165 11V10H164ZM169 11V12H170ZM201 11V10H200ZM200 11H198L197 13H198V15H201V14H203V13H200ZM203 12H204V10H202ZM201 11V12H202ZM227 11H228V8H227V10L226 11H222V13L224 12V14L225 13H227ZM44 12V11H43ZM48 12V11H47ZM46 12V13H47ZM53 12V11H52ZM82 12H84V11H82ZM97 12V11H96ZM108 12V11H107ZM132 12V11H131ZM130 12V13H131ZM188 13H190L191 14V10H188L187 11ZM196 12H193V13H196ZM214 12H216V10L214 11ZM220 12V11H219ZM219 12H216V13H219ZM250 12H251V10H250ZM256 12V11H255ZM8 13H10V12H8ZM19 13V12H18ZM80 13V12H79ZM111 13V12H110ZM118 13V12H117ZM127 13V12H126ZM130 13H128V14H130ZM133 13V12H132ZM131 13V14H132ZM143 13H144V11H143ZM153 13H155V14H153L154 16L156 15V12H153ZM157 13H158V11H157ZM163 13V12H162ZM178 13V14H177ZM182 13V12H181ZM207 13H209V11H208V8H207ZM241 13V12H240ZM243 13H244V11H243ZM245 13H247V14H245ZM244 14L248 17L249 15H251V17L253 16V14H250L249 13V11L248 12H245ZM248 13H249V15H248ZM50 14V13H49ZM48 14V15H49ZM88 14H90V13H88ZM93 14V13H92ZM91 14V15H92ZM122 14V13H121ZM139 14V13H138ZM152 14V13H151ZM151 14H150V16H151ZM159 14H161L160 12H159ZM164 14V13H163ZM166 14V13H165ZM164 14V15H165ZM172 14H173V12H172ZM187 14V13H186ZM205 14H206V12H205ZM205 14H203V15H205ZM213 14H215V13H213ZM243 14V15H244ZM256 14V13H255ZM8 15V14H7ZM79 15V14H78ZM84 15V14H83ZM86 15V14H85ZM109 15V14H108ZM115 15H116V12H115ZM125 15H127V14H125ZM140 15H141V12H140ZM162 15V14H161ZM180 15V14H179ZM183 15V14H182ZM194 15V14H193ZM193 15H191V17L193 16ZM207 15V14H206ZM210 15H211V12H210ZM216 15H218V14H216ZM216 15H214V17H213V19H215V16ZM222 15V14H221ZM229 15V14H228ZM3 16H4V14H3ZM12 16V15H11ZM16 16H17V14H16ZM134 16V15H133ZM133 16H132V18H133ZM136 16H138V15H136ZM142 16V15H141ZM147 16V15H146ZM145 16V17H146ZM181 16V15H180ZM185 16H187V15H185ZM188 16H190L189 14H188ZM219 17H222V16H220V15H218ZM218 16H216V17H218ZM227 16V15H226ZM239 16V15H238ZM262 16V15H261ZM23 17V16H22ZM116 17H118V16H116ZM115 17V18H116ZM126 17V16H125ZM124 16H123V18H125ZM130 17V16H129ZM144 17V16H143ZM148 17V16H147ZM156 17H158V14H157V16ZM159 17H161V16H159ZM165 17V16H164ZM171 17V16H170ZM178 17V16H177ZM195 16H193V18H194ZM205 17V16H204ZM203 17V18H204ZM235 17V16H234ZM245 17V16H244ZM251 17H249V18H251ZM52 18V17H51ZM86 18V17H85ZM106 18H110V17H106ZM126 18H128V17H126ZM138 18H139V16H138ZM137 18V19H138ZM148 18H150V17H148ZM147 18V19H148ZM172 18V17H171ZM173 18H175L174 16H173ZM185 18V17H184ZM211 18V17H210ZM240 18H241V16H240ZM260 18V17H259ZM262 18L264 19V16H262ZM260 19V22H256V23H259V24H256V28L257 27H260V29L263 27V26H257V25H261L260 23H262L261 21H263V19ZM12 19V18H11ZM23 19V18H22ZM49 19V18H48ZM111 19V18H110ZM117 19H120V18H116V20ZM121 19H122V17H121ZM134 19V20H133ZM132 20H133V22L135 21V18H133ZM152 19V18H151ZM159 18H156V20H158ZM177 19V18H176ZM195 19V18H194ZM212 19V18H211ZM210 19V20H211ZM221 19V18H220ZM244 19H246V18H244ZM253 19V18H252ZM251 19V20H252ZM106 20V19H105ZM124 20V19H123ZM132 20H131V22L130 21H127L128 23L130 22V23H132ZM139 20V19H138ZM144 20V19H143ZM142 20V21H143ZM146 20V19H145ZM209 20V18H208V21H210ZM222 21H223V19H221ZM238 20V19H237ZM5 21H6V19H5ZM92 21V20H91ZM94 21H96V20H94ZM110 20L108 19V22H109ZM148 21H149V19H148ZM148 21H147V23H148ZM173 21V20H172ZM196 21V20H195ZM214 21V20H213ZM248 21V20H247ZM13 22H14V20H13ZM19 22V21H18ZM80 22H82V21H80ZM89 22V21H88ZM105 22H107V21H105ZM121 22H122V20H121ZM126 22V23H127ZM168 23H169V20L167 21ZM176 22V21H175ZM178 22V21H177ZM184 22V21H183ZM211 23H214V22H212V20L210 21ZM220 22V21H219ZM254 22V21H253ZM264 22V21H263ZM1 23V22H0ZM15 23H17V22H15ZM23 23V22H22ZM30 23V22H29ZM43 23V22H42ZM84 23H86V22H84ZM93 23V22H92ZM91 23V24H92ZM137 23H139V21L137 22ZM152 23V22H151ZM178 23H180V22H178ZM182 23V22H181ZM185 23V22H184ZM199 23V22H198ZM215 23H217V21H215ZM242 23V22H241ZM44 24L46 25V23L44 22ZM96 24V23H95ZM106 24V23H105ZM104 24V25H105ZM110 24V23H109ZM113 25H114V23H112ZM133 24H135L136 25V22L135 23H133ZM164 24V23H163ZM172 24H173V22H172ZM175 24V23H174ZM203 24V23H202ZM209 24V23H208ZM208 24H206V25H208ZM6 25V24H5ZM22 25V24H21ZM86 25H88V24H86ZM98 25V24H97ZM107 25V24H106ZM115 25H118V24H115ZM126 25V24H125ZM139 25V24H138ZM138 25H137V27H138ZM145 25V24H144ZM156 24L154 23V26H155ZM181 25V24H180ZM210 25V24H209ZM214 25H216V24H214ZM248 25V24H247ZM250 25H252V23L250 24ZM250 25H249V27H250ZM10 26V25H9ZM16 26H17V24H16ZM82 26V25H81ZM96 26V25H95ZM101 26V25H100ZM127 26H132V25H127ZM126 26V27H127ZM134 26V25H133ZM140 26H141V28H142V26L143 25H141V21H140ZM151 26V25H150ZM150 26H148L150 29H151V27ZM172 26V25H171ZM179 26V25H178ZM218 26V25H217ZM20 27V26H19ZM19 27H18V29H19ZM23 28H24V26H22ZM21 27V28H22ZM47 27V26H46ZM91 27V26H90ZM97 27H99V26H97ZM109 27V26H108ZM117 27V26H116ZM123 27V26H122ZM144 27V26H143ZM146 27V26H145ZM167 27V26H166ZM166 27H165V29H166ZM175 27H177V26H175ZM183 27V26H182ZM224 27H227L226 26V24L224 25ZM233 27H234V25H233ZM239 27V26H238ZM237 27V28H238ZM4 28V27H3ZM29 28H30V26H29ZM44 28H45V26H44ZM87 29L86 30H88V26L86 27ZM118 28V27H117ZM123 28H125V27H123ZM136 28V27H135ZM139 28V27H138ZM140 28V29H141ZM147 28V27H146ZM178 28V27H177ZM201 29H202V27H200ZM206 28V27H205ZM209 28H211V26L209 27ZM208 28V29H209ZM220 28V27H219ZM243 28L244 27H242V30H243ZM256 28H254V30H253V32L255 31V29ZM28 29V28H27ZM80 29V28H79ZM82 29V28H81ZM93 29V28H92ZM108 29V28H107ZM112 29H113V27H112ZM130 29V28H129ZM164 29V28H163ZM204 29V28H203ZM202 29V30H203ZM215 29V28H214ZM213 29V30H214ZM226 29L227 30H229V31H232V29H231V27L229 26V27H227V28H225L224 30L226 31ZM258 29V35H259V33L261 32V34H262V31L264 32V30H261L260 32H259V28H257ZM25 30H26V28H25ZM114 30V29H113ZM121 30V29H120ZM195 30H197L196 28H195ZM237 30V32H239L238 34H240V32L242 31L241 29H236ZM240 30V31H239ZM246 30V29H245ZM251 30V29H250ZM27 31V33H28V30H26ZM90 31V30H89ZM112 31V30H111ZM117 30H115V32H116ZM127 31V30H126ZM135 31V30H134ZM184 31H186V29L184 30ZM188 32H189V30H187ZM192 31V30H191ZM208 31V30H207ZM209 31H211L212 32V30H209ZM218 31V30H217ZM80 32V31H79ZM118 33L120 32L119 30L117 31ZM133 32V31H132ZM187 32V33H188ZM200 32V31H199ZM198 32V33H199ZM214 32V31H213ZM212 32V33H213ZM221 32H222V30H221ZM228 32V31H227ZM234 32H236V31H234ZM233 32V33H234ZM236 32V33H237ZM244 32V31H243ZM242 32V36H244L245 34ZM257 32V31H256ZM255 32V33H256ZM12 33V32H11ZM95 34H96V32H94ZM121 33V32H120ZM124 33H127V32H124ZM193 33H194V31H193ZM193 33H192V35H193ZM196 33V32H195ZM202 33V32H201ZM207 32H205V34H206ZM223 33V32H222ZM232 33V34H233ZM255 33H253V34H255ZM22 34V33H21ZM24 34V33H23ZM104 34V33H103ZM102 34V35H103ZM111 34V33H110ZM112 34H115V33H113L112 32ZM123 34V33H122ZM122 34H120V35H122ZM184 34H186V33H184ZM209 34H211L210 32H209ZM208 33H207V36L209 35ZM224 34V33H223ZM230 34V33H229ZM5 35V34H4ZM28 35V34H27ZM118 35V34H117ZM116 35V36H117ZM128 35H130V34H128ZM191 35V34H190ZM198 36H199V34H197ZM214 35V34H213ZM213 35H212V37H213ZM235 35V34H234ZM257 35V37H256V35H254V37H256V38H259V36ZM76 36V35H75ZM100 36V35H99ZM104 36V35H103ZM108 36H109V34H108ZM127 36V35H126ZM193 36H195V35H193ZM217 36H220V35H218L217 34ZM224 36V35H223ZM227 36V35H226ZM225 36V38H224V41L225 40H227L226 38H228V36L226 37ZM239 36V35H238ZM10 37V36H9ZM27 37V36H26ZM68 37V36H67ZM72 37V36H71ZM85 37H87V36H85ZM110 37H112L113 38V35L112 36H110ZM135 37V36H134ZM195 37H197V36H195ZM209 37V36H208ZM216 37V36H215ZM231 37V36H230ZM253 37V36H252ZM253 37V38H254ZM5 38V37H4ZM13 38V37H12ZM17 37H15V39H16ZM80 38V37H79ZM116 38V37H115ZM130 38V37H129ZM133 38V37H132ZM204 38V37H203ZM202 38V39H203ZM217 38H219V37H217ZM235 38V37H234ZM236 38H237V36H236ZM239 38V37H238ZM262 37H260V39H261ZM88 39V38H87ZM116 39H118V38H116ZM115 39V40H116ZM125 39H126V37H125ZM124 39V40H125ZM191 39H192V37H191ZM197 39V38H196ZM213 39H214V37H213ZM216 39V38H215ZM214 39V40H215ZM219 39H223L222 38V36H221V38H219ZM240 39V38H239ZM243 40H244V38H242ZM247 39V38H246ZM252 39V38H251ZM263 40H264V38H262ZM9 40V39H8ZM13 40H14V38H13ZM25 40V39H24ZM73 40V39H72ZM80 40H83V39H80ZM91 40V39H90ZM119 40H120V38H119ZM123 40V39H122ZM134 40V39H133ZM194 40V39H193ZM201 40V39H200ZM229 40V39H228ZM254 40V39H253ZM252 40V41H253ZM15 41V40H14ZM32 41V40H31ZM61 41V40H60ZM117 41V40H116ZM128 41H129V39H128ZM135 41H136V37H135ZM154 41V40H153ZM191 41V40H190ZM206 41V40H205ZM248 41H249V39H248ZM251 41V40H250ZM16 42V41H15ZM19 42V41H18ZM23 42V41H22ZM67 42V41H66ZM82 42V41H81ZM80 42V43H81ZM86 42H88V41H86ZM117 42H119V41H117ZM228 42V41H227ZM242 42V41H241ZM246 42H247V40H246ZM27 43H28V41H27ZM68 43V42H67ZM97 43V42H96ZM112 43V42H111ZM110 43V44H111ZM122 43V42H121ZM127 43V42H126ZM137 43V42H136ZM236 43H238V42H236ZM251 43V42H250ZM261 43V42H260ZM17 44V43H16ZM23 44V43H22ZM29 44V43H28ZM70 44V41H69V43H68V45ZM71 44H73V43H71ZM70 44V45H71ZM138 44V43H137ZM229 44V43H228ZM227 44V45H228ZM231 44V43H230ZM247 44V43H246ZM21 45V44H20ZM61 45V44H60ZM82 45H84V44H82ZM86 45V44H85ZM195 45H197V44H195ZM201 44H199V46H200ZM224 45V44H223ZM222 45V46H223ZM233 45V44H232ZM235 45H237V44H235ZM33 46V45H32ZM31 46V47H32ZM87 46H89V45H87ZM98 46H100V44L98 45ZM116 46V45H115ZM120 46V45H119ZM205 45H203V47H204ZM251 46V45H250ZM65 47H66V45H65ZM75 47H77V46H75ZM102 47H105V46H103L102 45ZM116 47H118V46H116ZM120 47H124V45L123 46H120ZM194 47V46H193ZM201 47V46H200ZM232 47V46H231ZM234 47V46H233ZM232 47V48H233ZM244 47V46H243ZM256 47V46H255ZM28 48V47H27ZM35 48V47H34ZM68 48V47H67ZM74 48V47H73ZM89 48V47H88ZM96 49H97V47H95ZM128 48V47H127ZM126 48V49H127ZM131 48V47H130ZM134 48V47H133ZM229 48H230V46H229ZM235 48V47H234ZM247 48H249V46L247 47ZM2 49V48H1ZM69 49V48H68ZM72 49V48H71ZM79 50H80V48H78ZM90 49V48H89ZM92 49V48H91ZM108 49H110V48H108ZM119 49V48H118ZM126 49H124V50H126ZM243 49V48H242ZM245 49V51H247L246 50V48H244ZM243 49V50H244ZM32 50V49H31ZM74 50V49H73ZM78 50V51H79ZM93 50V49H92ZM115 50H117L116 48H115ZM114 50V51H115ZM128 50V49H127ZM133 50V49H132ZM151 50V49H150ZM192 50H194V49H192ZM231 50V49H230ZM242 50V51H243ZM250 50H251V48H250ZM255 50V49H254ZM50 51V50H49ZM77 50H76V52H78ZM82 51V50H81ZM85 51V50H84ZM100 51V50H99ZM109 51V50H108ZM130 51V50H129ZM135 51H136V49H135ZM225 51V50H224ZM227 51H228V49H227ZM233 51V50H232ZM244 51V52H245ZM1 53H3L2 51H0ZM55 52V51H54ZM93 51H91L90 52V54L92 53ZM116 52V51H115ZM121 52V51H120ZM124 52V51H123ZM126 52V51H125ZM131 52V51H130ZM147 52H149V51H147ZM184 52V51H183ZM256 52V51H255ZM254 52V53H255ZM9 53V52H8ZM79 53V52H78ZM81 53V52H80ZM88 53V52H87ZM129 53V52H128ZM204 53V52H203ZM225 53H226V51H225ZM248 53V52H247ZM251 53V52H250ZM263 53V52H262ZM261 53V54H262ZM10 54V53H9ZM8 54V55H9ZM63 54H65V53H63ZM73 54V53H72ZM114 54V53H113ZM117 55H120L119 54V52H117L116 53ZM206 54V53H205ZM212 54V53H211ZM210 54V55H211ZM233 54V53H232ZM236 54V53H235ZM259 54V53H258ZM7 54H0V65H4V61H5V56H7L8 58L10 57V56H8ZM74 55V54H73ZM189 55V54H188ZM193 55V54H192ZM197 55V54H196ZM195 55V56H196ZM214 55V54H213ZM212 55V56H213ZM256 56H257V54H255ZM63 56V55H62ZM84 56V55H83ZM93 56V55H92ZM200 57L202 56V55H199ZM233 56V55H232ZM253 55L251 54V57H252ZM6 57V58H7ZM15 57V56H14ZM17 57V56H16ZM60 57V56H59ZM75 57V56H74ZM85 57V56H84ZM111 57V56H110ZM127 57H129L128 55H127ZM125 58L126 59V61H130V60H127L128 58ZM186 57V56H185ZM189 57V56H188ZM258 58H259V56H257ZM62 58V57H61ZM68 58V57H67ZM87 58V57H86ZM90 58V57H89ZM101 58V57H100ZM103 58V57H102ZM114 58L116 59V56H114ZM130 58V57H129ZM254 58V57H253ZM261 58V57H260ZM76 59V58H75ZM74 59V60H75ZM204 59V58H203ZM210 59V58H209ZM208 59V60H209ZM263 59V58H262ZM8 60V59H7ZM56 60V59H55ZM72 60V59H71ZM113 60V59H112ZM112 60H109V61H112ZM189 60H191L192 61V59H189ZM216 61H217V59H215ZM255 60V59H254ZM259 60V59H258ZM261 60V59H260ZM15 61H17V59H15ZM77 61V60H76ZM104 61V60H103ZM132 61V60H131ZM131 61H130V63H131ZM139 61H140V59H139ZM191 61H189V62H191ZM214 61V60H213ZM224 61H226V60H224ZM250 61V60H249ZM20 62V61H19ZM66 62V61H65ZM64 62V63H65ZM71 62V61H70ZM113 62V61H112ZM117 62V61H116ZM143 62V61H142ZM11 62H9V64H10ZM97 63H99V62H97ZM108 63V62H107ZM115 63V62H114ZM132 63H134L133 61H132ZM131 63V64H132ZM213 63H215V62H213ZM227 63H229L228 62V60H227ZM244 63H246L247 64V62L245 61ZM248 63H250V62H248ZM7 63H5V66H7L6 65ZM11 64H15V62H13V63H11ZM10 64V65H11ZM51 64H53V63H51ZM70 64V63H69ZM72 64V63H71ZM108 64H110V63H108ZM116 64V63H115ZM136 64V63H135ZM191 64L192 63H190V66H191ZM194 64V63H193ZM192 64V65H193ZM224 64V63H223ZM245 64V65H246ZM9 65V66H10ZM22 65V64H21ZM54 65V64H53ZM67 65H68V63H67ZM78 65V64H77ZM100 65V64H99ZM104 65H106L105 64V62H104ZM119 65V64H118ZM184 65V64H183ZM35 66V65H34ZM73 66V65H72ZM110 65H108V67H109ZM114 66V65H113ZM121 66V65H120ZM185 66V65H184ZM183 66V67H184ZM187 66L189 67V63H187ZM194 66V65H193ZM243 66V65H242ZM8 67V66H7ZM12 67H13V65H12ZM12 67H11V69H12ZM29 67V66H28ZM51 67V66H50ZM247 67V66H246ZM249 67V66H248ZM2 68H5V67H2ZM14 68H16V70H18L19 68H17V66L16 67H14ZM79 68V67H78ZM81 68V67H80ZM79 68V69H80ZM86 68H87V66H86ZM111 68V67H110ZM185 68V67H184ZM190 68H193L192 66L190 67ZM194 68H198V67H195L194 66ZM0 69H1V66H0ZM6 69H8V68H6ZM23 69V68H22ZM27 70H31L30 68L28 69V68H26ZM83 69V68H82ZM101 69V68H100ZM113 68H111V70H112ZM116 69V68H115ZM3 70V69H2ZM10 70V69H9ZM25 70V69H24ZM23 70V71H24ZM59 70H60V68H59ZM110 70V71H111ZM114 70V69H113ZM196 70V69H195ZM6 71V70H5ZM15 71V70H14ZM32 71V70H31ZM40 71H41V68H40ZM57 71V70H56ZM65 71V70H64ZM80 71V70H79ZM81 71H83V70H81ZM105 71V70H104ZM118 71V70H117ZM121 71H123V70H121ZM17 72V71H16ZM33 72V71H32ZM35 72V73H34ZM34 72H33V74H39V72H36L35 70H34ZM86 72H88L87 70H86ZM143 72V71H142ZM3 73V71H1L0 70V74H2ZM19 73H23V74H25V72H22V70L19 72ZM26 73H30L29 71L27 72L26 71ZM43 73V72H42ZM41 73V74H42ZM65 73V72H64ZM80 73V72H79ZM115 73V72H114ZM117 74H118V72H116ZM13 74V73H12ZM32 74V73H31ZM55 74H58V73H55ZM84 74V73H83ZM88 74V73H87ZM111 74V73H110ZM137 74V73H136ZM14 75V74H13ZM13 75H11V76H13ZM30 75V74H29ZM36 75H32L33 77H31V78H33L34 79V77H36ZM40 75V74H39ZM65 75V74H64ZM122 75V74H121ZM4 76V75H3ZM3 76H1L2 78H0L1 79V83H3V81H4V83L2 84V85H0V86H3L4 85V87H2V88H5V86L6 85H8L9 86V88H8V86H7V88L9 89V91H7L9 94H10V97L9 98H11V96L12 97H14L13 99H16L15 97H17L18 95H16V94H19L20 95V93H21V95H22V93L23 92H21V91H23L24 89L26 90V91H29L30 89L29 88H31L32 86L34 87H32L33 88V90H32V88H31V90L32 91H36V89L35 88H38L39 89V86H42V85H40V84H42L41 82H40V84H38L39 86H37L36 84V86L35 85H33L32 84V86L30 87V86H28L27 87V85H26V87H24V85L23 84H25V82L26 81H28V80H30L31 78H30V76H29V79L27 80V79H25L24 78V83L22 84V82H23V78H21V77H19V79H22V80H19L17 77H16V79H14L15 81H17V79H18V81H21L20 83L21 84H19V85H16L17 83H19L18 81L17 82H15V83H13V85H10L9 84V82H8V80H5L4 78H3ZM15 76V75H14ZM38 76V75H37ZM107 76V75H106ZM110 76V75H109ZM118 76H120V74H118ZM143 77L142 79H144V74L143 75H140L139 77ZM145 76H147V75H145ZM5 77H7V76H5ZM58 76H56V78H57ZM61 77V76H60ZM115 78H117L116 76H114ZM135 77V76H134ZM8 78H10L11 80H9V81H14L11 77H9L8 76ZM8 78H6V79H8ZM53 80H50V81H54V78L53 77H51ZM63 78V77H62ZM89 78V77H88ZM106 78V77H105ZM113 78V77H112ZM119 78V77H118ZM120 78H122V77H120ZM4 79V80H3ZM33 79H31V80H33ZM42 79H44V78H42ZM48 79V78H47ZM104 79V78H103ZM102 79V80H103ZM148 79V78H147ZM3 80V81H2ZM30 80V81H31ZM35 81H34V83L36 82V79H34ZM60 79H59V77H58V80H56V81H59ZM101 80V82H103ZM107 80V79H106ZM108 80H110V78L108 79ZM124 80V79H123ZM7 81V82H6ZM38 81V80H37ZM56 81H54L55 82V84L57 85V83H59V82H56ZM148 81V80H147ZM32 83H33V81H31ZM51 82V83H52ZM70 82V81H69ZM68 82V83H69ZM75 82V81H74ZM104 82L106 83V81L104 80ZM108 82H110V81H108ZM117 82V81H116ZM149 82V81H148ZM6 83H8V84H6ZM28 83H30L29 81H28ZM62 83V82H61ZM80 83V82H79ZM82 83V82H81ZM118 83H120V82H118ZM123 83V82H122ZM121 83V84H122ZM125 83H126V81H125ZM15 84V85H14ZM26 84H27V82H26ZM53 84V83H52ZM60 84V83H59ZM63 84V83H62ZM72 83H70V85H71ZM89 84H91V83H89ZM89 84H87V85H89ZM127 84V83H126ZM30 85V84H29ZM48 85H49V87H50V85L51 84H49L48 83ZM99 85V84H98ZM105 85V84H104ZM109 85V84H108ZM124 85V84H123ZM156 85H157V83H156ZM19 86V87H18ZM20 86H23L22 88L20 87ZM47 86V85H46ZM45 86V87H46ZM60 86V85H59ZM72 86V85H71ZM70 86V87H71ZM78 86H80V85H78ZM102 86V85H101ZM107 86V85H106ZM120 86H122V85H120ZM119 86V87H120ZM155 86V85H154ZM46 88L45 89V91H44V89L43 90H40V91H43V94H42V92L40 93V92H38L37 93V91L35 92V94L38 96V98L40 99V102H38L37 100H36V98H35V102L37 101V105L35 104V102H34V104L32 103V102H30V104L32 105L33 104V106H38V110L37 111H39L40 110V112H37V114H35L34 115V117H33V119L35 118V117H37V118H35V119H37L40 123H38V121H37V123H38V125H40L41 126V128H39L38 126H37V123L35 122V120H33L32 118V120L36 123V126H33L32 124H35L34 122L32 123V124H30L29 123V121H27L30 125H32V127H35V128H37L35 131H34V133L36 134L34 137H32L33 138V140L35 141V140H37V141H39V143H42L43 144V142L45 141V140H48V141H50V143H51V141L52 140H54V141H52V143L53 144H55V146H54V148L52 149V151L51 152H49L51 149V147L48 149V151L47 152H44L45 151V149H43L44 151H42V150H40L39 148L41 147H39V148H37L36 146H32L30 143H29V139H30V136L27 138L23 133H24V131H23V129H22V131H23V133L19 130V132L18 133H15V134H13V136H11V137H13V139H11V140H9L8 138V141L9 142H3L4 141V138H3V141H2V139L0 140V252H2V253H4V258L6 259V261H7V263H5V264H79L81 261L79 260V263H78V261L77 260H72L71 259V257L69 258V257H67L66 255H64V254H62L61 252H60V250L55 246V248H53V249H50V251H48V252H46L44 249H43V243L45 242V240H44V237H45V234L46 233H48V232H50V229L53 231V232H51V233H53V236H55V237H58L59 239H57L60 243L62 242V243H69V244H71V245H76V246H78V244H80V243H77L76 242V236L75 235H77L78 233H74L75 235H72V234H66V235H64V236H62L63 234H60L58 231H56V230H54L53 229V227H56V226H59V225H62V221H61V224H60V220H61V217H62V215L63 214H61V213H57V215L55 216V217H52L50 220H46V217H45V215H44V213L46 212V211H48L51 207L53 208V207H55L54 205H56V204H58L60 201H61V198H63V195L64 196H69V197H71L72 198V200H71V198H70V203H71V201L72 202H74L73 200H74V198H78V197H76L77 196V193H78V190H80V187L81 186H83V184H84V181H85V184H86V181L89 179H93V177H96L97 179L99 178V179H102V177H103V180H111V183L112 184H110V185H113V186H115L114 187V191L113 190H111L112 192H113V194H114V192H116L114 195L112 194V192L111 191H109L110 190V188H105L104 186H102V187H104V189L103 188H100V190H101V192H106L107 190V192L108 193H106L105 195H103L102 196V199H101V195L99 196L100 197V199H101V201H99L98 202V204L96 203V205L94 206L93 205V207H92V212H98V211H101V210H103V209H107V207H109V205L111 204V198L112 197H114L115 195H117L118 193H120L122 196H124V197H119L118 195H117V197H118V200H120L119 201V203H120V210H123L122 212H125V211H127L129 208H131V209H136L137 211H136V213H138V210L139 209H141V207H142V209H144L145 208V210H146V212H148V213H150V214H152L151 212H149V210L151 211V210H153V211H155L160 205H164L163 207L161 206L160 208H163V210L165 209L166 210V208L168 207V209H169V207L172 205L170 202H172L173 201V199L175 200V199H178L179 200V204H178V202L175 204L176 206H174V204H173V206L174 207H176V208H174V207H172V208H174V210L175 209H180V208H178L179 206L178 205H180V203H181V205H180V207H182L183 206V203H184V200H180L179 198L180 197H182L183 196V198H181V199H184L185 197H184V195H186L187 193H185L184 194V192H183V195L181 196V194L182 193H180V191H182V190H180L181 189V187L183 186V184H184V187H186L187 185H186V183L187 182H189V183H187V184H190V181H192L191 179H192V177L194 176V174L196 175V173L197 172H199V171H202V170H205L206 169V167L208 168L209 166H210V164H212V160L210 161V159L212 158V157H214L215 158V155L214 154H216L217 152H216V150L214 151V146H216V144L213 146V148H211L210 147V149L208 148L207 149V145H208V143L210 144L211 142L209 141H204V142H208L207 143V145H206V143L204 144V143H202L203 145H202V150L199 148L201 145H199V147L197 148L198 150H196V146L194 147V145H195V143H193V142H196V141H191V140H189V141H186V145L184 144L185 142L181 139V140H178V141H183L182 143H183V145H179V143L180 142H175V140H171L169 143H167V145H166V143H164V145H162L163 144V142H165L164 140H162V144L160 145V147L162 148V146H163V151H161L162 149L159 147V141L157 142H154L156 139H146V142L149 140V144H146L145 145V143L146 142H143L144 144H142L141 145V142H142V140H141V142L139 143V142H137L138 140H140V139H138V140H136V139H134L133 138V140H135L136 142H137V146L135 147L134 146V144L135 143H133V140L131 139H126L125 138V140L123 139V142H122V140L120 141V143L118 142L119 140H112V141H114V142H110L111 141V139H114V138H111L110 137V134H109V137H110V139H108L109 141L108 142H110V144H113V146H114V149L112 150V151H115V148L117 149L115 152H117V154H120L121 156L123 155V154H127L128 152H129V150H126L127 148L128 149H134L133 150V152H131V150H130V155H129V153L127 154V157L129 158L128 160H127V162L130 160V157H132L131 158V160H132V164L134 165V166H136V167H133L132 165H129L128 164V166H126V164H122L121 162H119V161H122L121 159L118 161V160H116L115 161V159H114V157H113V154L114 155H116V153L115 152H113V154L111 155V157L110 156H107V155H103L102 156V154L100 153V154H98V155H100V156H98V155H95V153H94V150L97 148H94V146H96L95 144H97V143H95V144H93L94 142V140H92L91 138H90V140H88V138H89V136L88 135H90V137H91V134L90 133H88L87 132V135H86V130H84V132H80V130L78 129V127L80 126H82V122H86V121H88V120H92V119H94V118H97V119H101L102 120V118H103V114H102V112L104 111V109L103 110H101V113L99 112V111H97L96 110V108H94L93 109V107L94 106H92V107H90L91 105L88 103V104H84V102L83 103H80V102H82L83 101V99H82V101H80V102H78L77 100H79V98H81L82 97V94H81V97H79L77 100H75L74 98L76 97H78V96H75V95H73V96H75L74 98H70L69 100L67 99L68 98V96H67V98H65L66 97V95L68 94H70L69 95V97H71V91H70V93H66L65 91H67L66 89H68V88H70V87H68L67 86V83H66V87H68V88H66L65 87V90H63L64 92H65V94L63 93H60L59 91H58V89L56 90V87H54V86H52L51 88ZM58 87V86H57ZM64 86H62V89H64L63 88ZM74 87V86H73ZM109 87H110V85H109ZM112 87V86H111ZM116 87V86H115ZM124 86H122V87H120V88H117V90H116V88H115V90H116V92L115 93H113V92H111V93H113L112 95L110 94H107V96L106 97H109V98H105L104 97V99L103 100H110L109 101V103L110 102H112L111 101V99L113 100V103H114V100L116 101V100H121V99H119L121 96H123V97H125V95H126V93H123V91H124V89H122ZM127 87V86H126ZM126 87H125V91H127V89L128 88H130L129 86H128V88L126 89ZM134 87V86H133ZM1 88V87H0ZM22 89L21 91H20V89ZM82 88V87H81ZM85 88V87H84ZM97 88V87H96ZM104 88V87H103ZM113 88V87H112ZM132 88V87H131ZM136 88V87H135ZM29 89V90H28ZM42 89V88H41ZM60 89H61V86H60ZM61 89V90H62ZM72 89V92L74 93L75 91H73V90H75L74 88H71ZM110 89V88H109ZM122 89V90H121ZM70 90V89H69ZM81 90V89H80ZM89 90V89H88ZM103 90V89H102ZM112 90V89H111ZM114 90V91H115ZM135 90V89H134ZM137 91H138V89H136ZM135 90V91H136ZM156 90V89H155ZM3 91V90H2ZM1 91V92H2ZM62 91V92H63ZM78 90H76V92H77ZM113 91V90H112ZM133 91V90H132ZM140 91V90H139ZM6 92V93H7ZM14 95H12L11 93ZM79 92V91H78ZM91 92V91H90ZM129 92H130V90H129ZM5 93V92H4ZM9 94H7L6 95V97L9 95ZM25 93H23V96L25 97H23L22 98V96H18V97H20V99H26L27 97H32L34 94H30L29 93V95L27 94V97H26V95H24ZM40 94V95H39ZM76 94V93H75ZM77 94H79V93H77ZM87 94V93H86ZM123 94H125V95H123ZM135 94V93H134ZM138 94V93H137ZM137 94H136V96H137ZM161 94V93H160ZM4 95V94H3ZM16 95V96H15ZM36 95H34V97H36ZM84 95V94H83ZM88 95V94H87ZM109 95V96H108ZM131 95V94H130ZM140 95V94H139ZM72 96V97H73ZM98 96H100V95H98ZM97 96V97H98ZM101 96H104V95H101ZM127 96V95H126ZM157 96V95H156ZM1 97V96H0ZM17 97V98H18ZM141 98L143 97V95H141L140 96ZM161 97H163V96H161ZM57 98V99H56ZM62 99V100H68V101H62V103L64 102L65 103V105H67V104H69V102H71L70 103V105H69V107H68V105L65 107V106H62L63 104L61 103V100H59V99ZM99 98V97H98ZM97 98V99H98ZM102 98V97H101ZM122 98V97H121ZM158 98H159V96H158ZM168 98V97H167ZM166 98V99H167ZM2 99V97L0 98V100ZM3 99H4V97H3ZM19 99V98H18ZM29 99V98H28ZM28 99H26V101L25 102H27L28 101ZM91 99V98H90ZM123 99V98H122ZM124 99H126V98H124ZM8 100V99H7ZM17 100V99H16ZM30 100H32L31 98H30ZM58 100V101H57ZM105 100V101H106ZM139 100V99H138ZM160 100V99H159ZM163 100H165V99H163ZM2 101V100H1ZM20 101V100H19ZM41 101H42V103H41ZM45 101L48 103V102H53V104H55V105H53L52 103L50 104V105H45ZM88 101V99L87 100H85V102H87ZM91 101V100H90ZM122 101V100H121ZM125 101V100H124ZM162 101V100H161ZM167 101V100H166ZM4 102H5V100H4ZM13 102V101H12ZM11 102V103H12ZM16 101H14V103H15ZM21 102V101H20ZM19 102V103H20ZM23 102V101H22ZM21 102V103H22ZM25 102H23V103H25ZM57 102H60V103H57ZM97 102V101H96ZM107 102V101H106ZM105 102V103H106ZM120 102V101H119ZM119 102H116L117 104L119 103ZM142 102V101H141ZM169 102V101H168ZM3 103V101L2 102H0V108H2V111L4 110V112H3V115H4V113L5 112H8L9 111V113L12 111V110H10L8 107H5V106H7V104H2ZM17 103H18V101H17ZM46 103V104H47ZM113 103H110V105L112 104L113 105ZM166 103V102H165ZM28 105H30L29 103H27ZM41 104H42V106H41ZM62 104V105H61ZM71 104H72V106H71ZM92 105H93V102L91 103ZM95 104V103H94ZM97 104V103H96ZM107 104V103H106ZM106 104H105V107H106ZM142 104V103H141ZM167 104V103H166ZM2 105H5V106H3L2 107ZM13 105V104H12ZM17 106L19 105V104H16ZM52 105V106H51ZM75 105L77 106V108H78V110H77V108L75 109ZM110 105H109V108H111L110 107ZM111 105V106H112ZM114 105H116V104H114ZM119 105V104H118ZM118 105H117V107H118ZM134 105V104H133ZM10 106V105H9ZM44 106H46V107H48V108H46V107H44ZM53 106H56V111H53L52 112V110H54V108H52ZM74 106V107H73ZM98 106V105H97ZM120 106V105H119ZM127 106V105H126ZM32 107V106H31ZM30 107V108H31ZM120 107H122V105L120 106ZM124 107V106H123ZM130 107H131V105H130ZM157 107H159V106H157ZM6 108H8V110L6 109ZM13 108V107H12ZM34 108H36V107H34ZM42 110H41V109ZM100 108H101V106H100ZM129 108V107H128ZM45 109V110H44ZM46 109H48V111L46 110ZM74 109V110H73ZM98 109V108H97ZM160 109V108H159ZM1 110V109H0ZM7 110V111H6ZM15 110V109H14ZM51 110V111H50ZM96 112H98L99 114H96L95 113V111ZM108 110V109H107ZM107 110H106V112H107ZM112 110V109H111ZM120 110V109H119ZM42 111H44V112H42ZM46 111L48 112V113H46ZM109 111H110V109H109ZM107 112L108 114H110V113H112L113 114V112L112 111H110V112ZM116 111V110H115ZM135 111V110H134ZM17 112V111H16ZM50 112V113H49ZM75 112H77V113H75ZM79 112V113H78ZM117 112V111H116ZM1 113V112H0ZM17 113H19V112H17ZM40 113V114H39ZM54 113V114H53ZM74 113V114H73ZM119 113V112H118ZM122 113V112H121ZM179 113V112H178ZM181 113V112H180ZM14 114H16V113H14ZM21 114H23V113H21ZM49 114H51L52 115V117H51V115L49 116ZM75 114H78V115H75ZM100 114H101V117H99L100 116ZM105 115H106V113H104ZM107 114V115H108ZM111 114V115H112ZM124 114V113H123ZM137 114V113H136ZM6 115H8L7 113H6ZM11 115V114H10ZM9 115V116H10ZM25 115V114H24ZM37 115H39V116H37ZM99 115V116H98ZM106 115V116H107ZM130 115V114H129ZM5 116V115H4ZM8 116V117H9ZM12 116H14L13 114H12ZM26 116H28V115H26ZM90 116V117H89ZM92 116H94V117H92ZM97 116V117H96ZM109 116V115H108ZM114 116V117H113ZM127 116V115H126ZM132 116H134V114L132 115ZM23 117V116H22ZM25 117V116H24ZM31 117V116H30ZM111 117H113V118H110V117H105L104 116V121H106V120H114V123H116V118H115V115H112ZM117 117V116H116ZM136 117V116H135ZM174 117H175V115H174ZM1 118L3 119V117L1 116ZM5 118V117H4ZM18 118V117H17ZM87 118H92V119H87ZM107 118H109V119H107ZM118 118V117H117ZM6 119H8V118H6ZM87 119V120H86ZM97 119H94V121L92 120V121H90V122H95ZM122 119V118H121ZM18 120V119H17ZM138 120V119H137ZM144 120V119H143ZM7 121V120H6ZM103 121V120H102ZM103 121V122H104ZM134 121H135V119H134ZM195 121V120H194ZM4 122V121H3ZM8 122V121H7ZM22 122H23V120H22ZM21 122V123H22ZM27 122H25V123H27ZM32 122V121H31ZM97 122H99V125H98V123ZM103 122H101L100 123V121L99 120H97L96 121V123H92L93 125H95V126H93V127H96L97 128V130L99 129H101L100 127H98V126H101V127H103L105 124L107 125H110V122L108 121L107 123L105 122V123H103ZM131 122V121H130ZM197 122V121H196ZM261 122V121H260ZM10 123V122H9ZM87 123V122H86ZM86 123H84V125H86ZM114 123H112L111 122V124H112V126H115L114 125ZM119 123V122H118ZM126 123H128V122H126ZM138 123V122H137ZM79 124H81V125H79ZM102 124H103V126H102ZM135 124V123H134ZM246 124V123H245ZM23 125V124H22ZM77 125H79L78 127H77ZM83 125V126H84ZM97 125V126H96ZM105 125V126H106ZM117 125V124H116ZM118 125H120V124H118ZM8 126H9V124H8ZM26 126H29V125H26ZM91 126V125H90ZM181 126V125H180ZM204 126V125H203ZM79 127V128H80ZM87 127V126H86ZM107 127V126H106ZM119 127V126H118ZM123 127H124V125H123ZM252 127V126H251ZM25 128V127H24ZM109 128H112V127H109ZM114 128V127H113ZM126 128V127H125ZM130 128V127H129ZM12 129V128H11ZM20 129V128H19ZM80 129H82V128H80ZM90 129V128H89ZM88 129V130H89ZM123 129V128H122ZM131 129V128H130ZM33 130L34 129H31L30 130V132H33ZM83 130V129H82ZM99 130H98V132H99ZM104 130V129H103ZM106 130V129H105ZM118 130V129H117ZM134 130H135V128H134ZM16 131V130H15ZM147 131V130H146ZM145 131V132H146ZM229 131V130H228ZM21 132V133H20ZM92 132V131H91ZM109 132H110V130H109ZM120 132V131H119ZM122 132V131H121ZM144 132V133H145ZM182 132V131H181ZM3 133V132H2ZM64 133H66V135L64 134ZM84 133V134H83ZM104 133V132H103ZM125 133H126V131H125ZM141 133V132H140ZM144 133L142 134L143 136H145L144 135ZM159 133V132H158ZM224 133V132H223ZM30 134V133H29ZM96 134V133H95ZM120 134H122V133H120ZM128 134H129V132H128ZM135 134V132L133 133V135ZM2 135V134H1ZM131 135V134H130ZM137 136L139 135L138 133L136 134ZM141 135V134H140ZM141 135V136H142ZM157 135V134H156ZM155 135V136H156ZM191 135V134H190ZM219 135H221V134H219ZM28 136V135H27ZM68 136H70V137H68ZM93 136H94V134H93ZM121 136H124V135H120V137ZM135 136V135H134ZM153 136V135H152ZM208 136V135H207ZM211 136V135H210ZM4 137V136H3ZM115 137V136H114ZM131 138H132V136H130ZM175 137V136H174ZM197 137V136H196ZM213 137V136H212ZM216 137V136H215ZM69 138V140H67ZM139 138H140V136H139ZM142 138H144V137H142ZM156 138V137H155ZM159 138V137H158ZM158 138H157V140H158ZM163 138V137H162ZM207 138V137H206ZM237 138V137H236ZM6 139V138H5ZM71 139V140H70ZM73 139V140H72ZM94 139V138H93ZM98 139V138H97ZM117 139H118V137H117ZM200 139V138H199ZM211 139V138H210ZM222 139H224V137L223 138H221V140ZM230 139V138H229ZM31 140V139H30ZM76 140V141H75ZM127 140H129V141H132V142H129V143H131L132 144V146L134 147V148H129L131 145L127 142ZM202 140H203V138H201V140L200 141H198V142H200L199 144H201V142H202ZM204 140H206V139H204ZM219 140H220V138H219ZM226 140V139H225ZM234 140H235V138H234ZM37 141H35V142H37ZM68 143H67V142ZM69 141H72V143H76V145L77 144H79L80 145V147H81V149L83 150H81L80 148H78L79 147V145L78 146H76V149L78 150H75V147H73V146H75V143H74V145L71 143V142H69ZM89 141V142H88ZM105 141V140H104ZM117 141V142H116ZM134 141V142H135ZM144 141V140H143ZM151 141V142H150ZM153 141V142H152ZM216 141V140H215ZM218 141V140H217ZM30 142H32V141H30ZM65 142H66V145L69 147V146H71V145H69L70 143L72 144V148L71 147H69V149H71L73 152H66L67 150H68V147H66V145H65ZM78 142V143H77ZM92 142V143H91ZM107 142V143H108ZM161 142V141H160ZM167 142V141H166ZM187 142H189V144L191 143V145H192V143H193V146L191 147L189 144H187ZM198 142L196 143V145H198ZM213 142V141H212ZM238 142V141H237ZM47 143V142H46ZM49 143V142H48ZM49 143V144H50ZM105 143V142H104ZM106 143V144H107ZM115 143V144H114ZM182 143H180V144H182ZM221 143H223V142H220V144ZM226 143V142H225ZM224 143V144H225ZM36 144V143H35ZM34 144V145H35ZM52 144V145H53ZM94 145V146H92V145ZM38 145V144H37ZM43 145H45V144H43ZM108 145H109V143H108ZM136 145V144H135ZM187 145H189V147L187 146ZM206 145V146H205ZM217 145H219L218 143H217ZM222 145V144H221ZM229 145H230V142H229ZM110 146V145H109ZM185 146H187L188 148H190L189 150H193L194 148H195V150L196 151H198L197 153L198 154H200L199 152L200 151H202V153L201 154H203V151L204 150H210L209 152L208 151H205V153L207 152V154L204 156V155H202L203 157H206L207 155H208V153H209V156L208 157H206L205 159L204 158H201V156L200 155H197L196 154V152H195V156H188L189 158H186L187 157V155H183L184 153H186L185 151ZM206 147L205 149H204V147ZM231 146H232V143H231ZM67 149H66V148ZM85 147V148H84ZM100 147V146H99ZM112 147V146H111ZM110 147V149H108L107 151V153L108 154H110V153H112V152H110L111 151V148ZM217 147V146H216ZM219 147H222V146H220L219 145ZM230 147V146H229ZM228 147V148H229ZM234 147V146H233ZM64 148V149H63ZM73 148H74V150H73ZM94 148V149H93ZM107 148H109V147H107ZM158 148H160V149H158ZM193 148V149H192ZM42 149V148H41ZM66 149V150H65ZM79 149L81 150V152L79 151ZM71 150H69V151H71ZM96 150H98V149H96ZM95 150V151H96ZM104 150V149H103ZM119 150L121 151V153L119 152ZM180 150H181V152H180ZM182 150H184L183 152H182ZM188 150V151H189ZM194 150V151H195ZM215 152H213V151ZM218 150V149H217ZM221 150V149H220ZM229 150H231V149H229ZM233 150H234V148H233ZM241 150V149H240ZM74 151H77V153L75 152V154L77 155V157L76 156H74L75 154H74ZM86 151V155H87V157H85L86 155L84 154L83 155V153ZM127 151V152H126ZM211 151H212V153H211ZM222 151H224L223 149H222ZM236 151V152H235ZM234 152L235 153H237V150H235ZM49 152V153H48ZM80 152V153H79ZM97 152V151H96ZM99 152V151H98ZM119 152V153H118ZM122 152H123V154H122ZM229 152V151H228ZM227 152V153H228ZM67 153V154H66ZM105 153V152H104ZM134 154L135 153V155H132V154ZM180 153H183V154H181L180 155ZM214 153V154H213ZM218 153H219V150H218ZM221 153V154H220ZM220 153L219 154H217L218 155V157L220 156V155H223L224 156V154H222V152L220 151ZM234 153V154H235ZM242 153V152H241ZM72 157H74V158H76V159H74V160H77V161H79L80 162V164L82 163V161H80L81 159L82 160H84V159H87V160H84L83 161V163L84 164H81L82 166H80V164L78 165V163L79 162H77V161H74V162H77L76 163V165H78L77 167L76 166H74V165H68V163H65V162H69V161H67L69 158H71V156ZM78 154H79V156H78ZM106 154V153H105ZM188 154V153H187ZM211 154V155H210ZM212 154H213V156H212ZM46 155H50V156H52L53 157V160L55 161V170H56V174L55 175H50V177L49 176H47L48 174V171H47V173H46V169H45V163H46V161H45V159H46ZM80 155L81 156H83V158H81L80 157ZM119 155V156H120ZM182 155H183V157L184 156H186V157H184V158H186V159H183L182 158ZM188 155H190V154H188ZM226 155V154H225ZM237 155H239L238 153H237ZM70 156V157H69ZM117 157H118V155H116ZM121 156H120V158H121ZM130 156V157H129ZM210 156H212V157H210ZM229 156V155H228ZM231 156L232 155H230V159H229V157L228 158H226L227 160H231ZM68 157V158H67ZM123 157V156H122ZM199 157V158H198ZM210 157V158H209ZM217 157V156H216ZM221 157V156H220ZM219 157V160L222 158H220ZM238 156H236V158H237ZM243 157V156H242ZM81 158V159H80ZM109 158L111 159V161L109 160ZM207 158H209V159H207ZM214 158H212V159H214ZM239 158V157H238ZM237 158V159H238ZM256 158V157H255ZM217 159V158H216ZM215 159V160H216ZM222 159H224L223 160V162L224 161H227L226 159H225V157L224 158H222ZM237 159H235V157H234V161L236 160L237 161ZM242 159V158H241ZM257 159V158H256ZM65 162H64V161ZM114 160V161H113ZM219 160L217 159L216 161H218L217 163H219ZM245 160V159H244ZM254 160V159H253ZM50 161V160H49ZM113 161V162H112ZM216 161H214L213 162V165H216V166H210V168L209 169H211V167L213 168V169H211L212 170V172H214L215 170V167H217V164H214ZM241 161H243V160H241ZM51 162V161H50ZM49 162V163H50ZM53 162V161H52ZM63 162V163H62ZM111 162H112V164L113 165H117V164H119V165H117V166H119L118 168H120V169H118V168H116L115 169V167H117V166H113L114 167V169H109L108 170V167L110 168L111 167ZM115 162V163H114ZM118 162V163H117ZM123 162V161H122ZM233 159L231 160V164L229 163V162H224V165L225 164H227V165H229V168L231 169V167H233L234 165H233ZM255 162V161H254ZM256 162H258V161H256ZM62 163V164H61ZM66 165H65V164ZM93 163H94V165H96V167L93 165ZM122 164V165H121ZM219 164H221V161H220V163ZM218 164V165H219ZM250 164H251V162H250ZM253 164H255V163H253ZM123 165H124V167H123ZM222 165H223V163H222ZM233 165V166H232ZM220 167H221V165H219ZM231 166V167H230ZM238 166V167H237ZM242 167H244L243 165H241ZM250 166V165H249ZM128 167V170H130V168L133 170H130V171H128L127 170V172H125L126 170V168ZM130 167V168H129ZM222 167H224L225 169H228V166H222ZM227 167V168H226ZM235 167H237V168H239V165L237 164V165H235ZM234 167V168H235ZM264 167V166H263ZM106 168V169H105ZM112 168V167H111ZM121 168L122 169H124V171L123 170H121ZM224 168H220L219 170H221V172L223 171L222 169H224ZM252 168V167H251ZM256 168V167H255ZM209 169H207V170H209ZM216 169H218V168H216ZM257 169V168H256ZM145 170H150L151 172H152V178H150L149 180H150V182H149V180H148V183L146 184V183H144L146 186H145V188H146V191H147V196L148 197H146V200H148L149 201V203H147L149 206L148 207H146L147 205H146V203L145 204H143V205H140L139 203L141 202H139L138 201V204L139 205H135V206H133L134 204H133V201L134 202H136V199L137 198H134L133 197V195L134 194H132V193H126L125 194V191L127 190L128 191V189H132L133 190V188L134 187H136V185H138L136 188H140V182H138V181H136V180H139V179H137V177L139 178L141 175H143V177L141 176V179H148L149 178V176H150V172L148 173L147 171V178H145L144 176L146 175V173H144V171ZM206 170V172H208ZM211 170H210V173H212L211 172ZM214 170V171H213ZM239 170H241V168H239ZM244 170V169H243ZM242 170V171H243ZM253 170H254V168H253ZM259 170V169H258ZM52 171V170H51ZM106 171H108V172H106ZM122 171V172H121ZM233 171V170H232ZM242 171L240 172V173H242ZM255 171V170H254ZM254 171H252V172H254ZM262 171V170H261ZM205 171H203L202 173H204ZM206 172H205V175H207L206 174ZM215 172H218V171H215ZM214 172V173H215ZM220 171H219V173L220 174H222ZM236 174H237V172L236 171H234ZM246 172V171H245ZM54 173H55V171H54ZM126 173V174H125ZM144 173V174H143ZM213 173V174H214ZM233 173V172H232ZM239 173V174H240ZM259 173V172H258ZM257 173V174H258ZM50 174V173H49ZM224 174V173H223ZM261 174H263V173H261ZM215 176H216V174H214ZM219 175V174H218ZM234 175V174H233ZM247 175V174H246ZM252 175V174H251ZM132 176V177H131ZM196 176H199V174L197 173V175ZM212 175H210V177H211ZM238 176H242V175H238ZM256 176V175H255ZM130 177H131V179L134 177V181L133 180H129V181H132L133 183H134V187H133V184H131L129 181H127L128 179H130ZM209 177V176H208ZM207 177V178H208ZM249 177H250V175H249ZM248 177V178H249ZM258 177H260V176H258ZM264 177V176H263ZM50 178V179H49ZM136 178V179H135ZM201 178V177H200ZM236 178V177H235ZM241 178V177H240ZM239 178V179H240ZM245 178V177H244ZM247 178V179H248ZM253 178H255V177H253ZM238 179V178H237ZM261 179V178H260ZM263 179V178H262ZM105 180V181H106ZM146 180H145V182H146ZM188 180H190V181H188ZM193 180H197V177L196 178H193ZM199 180V179H198ZM203 180V179H202ZM201 180V181H202ZM228 180V179H227ZM264 180V179H263ZM144 181V180H143ZM201 181H200V183H201ZM91 182V181H90ZM196 183H197V181H195ZM230 182V181H229ZM245 182V181H244ZM107 182H105L104 184H106ZM142 183V185H144ZM193 184H194V182H192ZM213 183V182H212ZM108 185H109V183H107ZM193 184H191V185H193ZM199 184V183H198ZM197 184V185H198ZM214 184V183H213ZM224 184V183H223ZM239 184V183H238ZM97 185V184H96ZM100 185V184H99ZM196 185V186H197ZM233 185V184H232ZM189 186V185H188ZM187 186V187H188ZM194 186H195V184H194ZM206 186V185H205ZM220 186V185H219ZM235 186V185H234ZM259 186V185H258ZM210 187V186H209ZM228 187V186H227ZM237 187V185L235 186V188ZM239 187H240V185H239ZM136 188H135V190H136ZM144 188V187H143ZM183 188V187H182ZM231 188V187H230ZM83 189V188H82ZM207 189V188H206ZM99 190V191H100ZM104 190V191H103ZM116 190V191H115ZM140 190V189H139ZM187 190H188V188H186V192H187ZM190 190V189H189ZM192 190V189H191ZM208 190H210V188L209 189H207V191ZM223 190V189H222ZM238 190V189H237ZM97 191V190H96ZM126 191V192H127ZM138 191V190H137ZM142 191V190H141ZM140 191V192H141ZM183 191H184V188H183ZM211 191V190H210ZM215 191V190H214ZM239 191H240V188H239ZM244 191V188H243V190H241L240 191V195L242 194L243 195V193H241V192H243ZM263 191H264V189H263ZM140 192H137V193H140ZM218 192V191H217ZM232 192V191H231ZM230 192V193H231ZM235 192V191H234ZM221 193V192H220ZM226 193V192H225ZM224 192H223V195L225 194ZM128 194H129V196H128ZM179 194H180V196H179ZM188 194L190 195V192H188ZM196 194V193H195ZM198 194V193H197ZM201 194V193H200ZM200 194H198V195H200ZM238 194V195H239ZM131 195H132V197H131ZM198 195H197V199H199V197H198ZM208 195V194H207ZM206 195V196H207ZM222 197H223V195L222 194H220ZM225 195H228V194H225ZM126 196V197H125ZM141 196L143 197V195L141 194ZM140 194H139V196H136V197H139V199H140ZM165 197L166 198V200H167V198L168 199H170V198H173V199H170L169 201L167 200V201H165V202H163V199H161V197ZM187 196V195H186ZM191 196V195H190ZM205 196V197H206ZM210 196V195H209ZM213 196V195H212ZM216 196V195H215ZM141 197V198H142ZM174 197H177V198H174ZM179 197V198H178ZM195 197V196H194ZM202 196H200V198H201ZM226 197V196H225ZM132 198H133V200H132ZM186 198H188V197H186ZM196 198V197H195ZM209 198V197H208ZM220 198V197H219ZM218 198V199H219ZM138 199V200H139ZM160 200V202H161V204H157V202ZM189 199V198H188ZM202 199H203V197H202ZM235 199V201H237L236 199H237V197L236 198H234ZM233 199V200H234ZM262 199V198H261ZM117 200V201H118ZM140 200H144V198L143 199H140ZM165 200V199H164ZM172 200V201H171ZM177 200V201H178ZM187 200V199H186ZM190 200V199H189ZM238 200H239V198H238ZM77 200L75 199V202H76ZM116 201V200H115ZM116 201V202H117ZM176 201V200H175ZM180 201H183V203L182 202H180ZM197 201V200H196ZM206 201V200H205ZM224 201V200H223ZM248 201V200H247ZM113 202V201H112ZM147 202V201H146ZM167 203V202H169L170 203V205H169V203H167L168 205H167V207H166V205L165 204H163V203ZM186 202V201H185ZM188 202V201H187ZM239 202V201H238ZM262 202H263V200H262ZM78 203V202H77ZM118 203V202H117ZM175 203V202H174ZM255 203H257V202H255ZM254 203V204H255ZM261 203V202H260ZM80 204V203H79ZM156 204L158 205V206H156ZM206 204V203H205ZM213 204V203H212ZM211 204V205H212ZM234 204V203H233ZM236 204L237 203H235V207H234V209H237L239 206H236ZM239 204H240V202H239ZM251 204H253V203H251ZM59 205V204H58ZM195 205V204H194ZM194 205H191V206H189L188 208H190V207H192V206H194ZM200 205V204H199ZM218 205V204H217ZM241 205V204H240ZM250 205V204H249ZM260 205V204H259ZM263 205V204H262ZM114 206V205H113ZM116 206V205H115ZM118 206V205H117ZM116 206V207H117ZM141 206V207H140ZM145 206V207H144ZM154 206V207H153ZM157 208H156V207ZM185 206H186V204H185ZM230 206V205H229ZM232 206V205H231ZM230 206V207H231ZM256 206V205H255ZM264 206V205H263ZM60 207V206H59ZM79 207V206H78ZM111 207V206H110ZM136 207H138V209L136 208ZM155 209H153V208ZM166 207V208H165ZM170 207V208H171ZM187 207V206H186ZM195 207H197V205L196 206H194V208ZM232 207V208H233ZM247 207V206H246ZM251 207H253V205L251 206ZM58 208V207H57ZM119 208H117V209H119ZM146 208H148V209H146ZM151 208V209H150ZM171 208V209H172ZM183 208V209H182ZM180 210L182 211H184L185 210V208H184V206L182 207ZM188 208H186V210L185 211H187L188 210ZM198 208H200V206H198ZM197 208V209H198ZM202 208H203V206H202ZM78 208H77V206H76V210H77ZM84 209V208H83ZM90 209V208H89ZM88 209V210H89ZM110 209V208H109ZM111 209H112V207H111ZM126 209V210H125ZM131 209H129V210H131ZM167 209V210H168ZM193 208H190L189 209V211L188 212H190L191 210H192ZM205 209V208H204ZM208 209V208H207ZM263 209V208H262ZM261 209V210H262ZM87 210V212H89V211H91V209L88 211ZM114 210V209H113ZM116 210V209H115ZM125 210V211H124ZM128 210V211H129ZM148 210V211H147ZM173 209L172 210H170V211H174ZM194 210H196V208L194 209ZM213 210V209H212ZM259 210V209H258ZM111 211V210H110ZM116 211H118V210H116ZM115 211V212H116ZM142 211V210H141ZM152 211V212H153ZM182 211V213H184ZM193 211V210H192ZM203 211V210H202ZM224 211H226V210H224ZM228 211V210H227ZM66 212H69V210L68 211H65V215L67 214ZM76 212V211H75ZM78 212H83L84 213V210L83 211H80V210H77V213ZM121 212V211H120ZM135 212V211H134ZM194 212V211H193ZM192 212V213H193ZM206 212H207V210H206ZM257 212V211H256ZM259 212V211H258ZM86 213V212H85ZM90 213V212H89ZM141 213V212H140ZM161 213H162V211H161ZM186 213V212H185ZM205 213V212H204ZM208 213V212H207ZM206 213V214H207ZM240 213H242V212H240ZM97 214V213H96ZM116 214V213H115ZM119 214V213H118ZM125 214V213H124ZM128 214V213H127ZM142 214V213H141ZM143 214H144V212H143ZM147 214V213H146ZM79 215H80V213H79ZM79 215H74V216H79ZM86 215V214H85ZM95 215V214H94ZM100 215V214H99ZM195 215V214H194ZM208 215H210V217H212L211 216V214H208ZM247 215V214H246ZM83 216V215H82ZM126 216V215H125ZM124 216V217H125ZM136 216V215H135ZM140 216V215H139ZM158 216V215H157ZM157 216H155V217H157ZM177 216V218L178 217H180V216H178V215H176ZM176 216H174V217H176ZM198 216V215H197ZM225 216V215H224ZM227 216V215H226ZM230 216V215H229ZM232 216V215H231ZM249 216V215H248ZM80 217V219L82 218V219H85V218H83V217H81V216H79ZM123 217V218H124ZM147 217V216H146ZM153 217H154V215H153ZM155 217H154V219H155ZM167 218L169 217V216H166ZM165 217V218H166ZM185 217V216H184ZM196 217V216H195ZM199 217V216H198ZM69 218H71V217H69ZM73 218H75L76 220H78L79 221V219H77L76 217H73ZM126 218V217H125ZM128 218H130V219H132L131 217H128ZM165 218L164 219H162V221L163 220H165ZM166 218V219H167ZM170 218V220H171V218H173V217H169ZM177 218H175V219H177ZM191 218V217H190ZM193 218V217H192ZM224 218V217H223ZM227 218V217H226ZM120 219V218H119ZM127 219V218H126ZM125 219V220H126ZM149 219H151V218H149ZM161 219V218H160ZM183 219V218H182ZM195 219V218H194ZM225 219V218H224ZM228 219V218H227ZM230 219H231V217H230ZM239 219V218H238ZM237 219V220H238ZM111 220V219H110ZM123 220V219H122ZM121 220V221H122ZM148 220V219H147ZM153 220V219H152ZM158 220V219H157ZM168 220V219H167ZM179 220H181V218H179ZM184 220V219H183ZM188 219H187V217H186V220H184V221H187ZM192 220V219H191ZM235 220V219H234ZM78 221H76V222H78ZM130 221V220H129ZM151 221V220H150ZM166 221V220H165ZM171 221H173V219L171 220ZM182 221V220H181ZM181 221H180V224H181ZM193 221V220H192ZM194 221H196V220H194ZM208 221H209V218H208ZM236 221V220H235ZM235 221H234V223H235ZM239 221H241V220H239ZM114 222V221H113ZM131 222V221H130ZM133 222V221H132ZM134 222H135V220H134ZM156 222V221H155ZM214 222V221H213ZM232 222V221H231ZM243 221H241V223H242ZM160 223V222H159ZM169 223H170V221H169ZM172 223V222H171ZM177 222H174V224H176ZM239 223V222H238ZM237 222H236V225L238 224ZM65 224H68V221H67V223H65ZM154 224V223H153ZM227 224V223H226ZM229 224V223H228ZM243 224V223H242ZM155 225V224H154ZM178 225V224H177ZM182 225V224H181ZM190 225V224H189ZM210 225H212V224H210ZM233 225V224H232ZM231 225V226H232ZM235 224H234V226H236ZM52 228H51V227ZM64 226V225H63ZM62 226V227H63ZM120 225H118V227H119ZM125 226V225H124ZM131 226V225H130ZM157 226V225H156ZM155 226V227H156ZM184 226V225H183ZM213 226V225H212ZM211 226V227H212ZM238 226V225H237ZM239 226H240V224H239ZM238 226V227H239ZM46 227H50L49 228V231L47 230V228ZM88 227V226H87ZM137 227H138V225H137ZM163 227V226H162ZM166 227H167V225H166ZM174 228V226H169V229L170 228ZM180 227V226H179ZM185 227H188L187 226V224H186V226ZM185 227H183V229L185 230ZM225 227H226V225H225ZM134 228V227H133ZM132 228V229H133ZM142 228V227H141ZM160 228V227H159ZM165 228V227H164ZM176 228V227H175ZM212 228H214V227H212ZM229 228V227H228ZM237 228V227H236ZM241 228V227H240ZM58 230H59V228H57ZM84 229V228H83ZM86 229H88V228H86ZM112 229H113V227H112ZM189 229V228H188ZM216 229V228H215ZM219 229V228H218ZM239 229V228H238ZM45 230H47L46 232H45ZM61 230V229H60ZM75 230V229H74ZM90 230V229H89ZM89 230H87V231H89ZM92 230V229H91ZM111 230V229H110ZM146 230V229H145ZM149 230V229H148ZM163 230V229H162ZM162 230H161V232H162ZM164 230H168V229H164ZM176 230V229H175ZM220 230V229H219ZM231 230V229H230ZM229 230V231H230ZM233 230H235V229H233ZM240 230V229H239ZM243 230V229H242ZM77 231H78V229H77ZM98 231H99V229H98ZM97 231V232H98ZM104 231H105V229H104ZM121 231V230H120ZM168 231H170V230H168ZM174 231V230H173ZM180 231H181V229H180ZM186 231V230H185ZM202 232H203V230H201ZM207 231V230H206ZM215 231V230H214ZM214 231H212V232H214ZM221 231H223V230H221ZM226 231H227V229H226ZM244 231V230H243ZM89 232H91V231H89ZM96 232V231H95ZM111 232V231H110ZM113 232H115L114 231V229H113ZM133 232H135V231H133ZM150 232V231H149ZM163 232H165V231H163ZM189 232V231H188ZM187 232V233H188ZM208 232V231H207ZM206 232V233H207ZM247 232V231H246ZM80 233V232H79ZM85 233H88V232H85ZM84 233V234H85ZM142 233V232H141ZM143 233H145V232H143ZM159 233V232H158ZM168 233V232H167ZM170 233H172V232H170ZM176 233H179V231L178 232H176ZM175 233V234H176ZM180 233H182V232H180ZM209 234H211V232H208ZM227 233V232H226ZM230 233V232H229ZM227 234L228 236H231V233L230 234ZM252 233V232H251ZM48 234H50V233H48ZM47 234V235H48ZM54 234H56V235H54ZM92 234V233H91ZM133 234V233H132ZM152 234H154L153 232H152ZM155 234H157V233H155ZM165 234V233H164ZM173 234V233H172ZM175 234H173V235H175ZM184 234V233H183ZM200 234V233H199ZM204 234V233H203ZM245 234H247V233H245ZM257 235H258V233H256ZM81 235H83V234H79V237L78 238H83V236H81ZM86 236H84L85 238H83L82 240H90L91 241V237H92V235H87V234H85ZM97 236H99L100 235V233L98 234H96ZM103 235H105V234H103ZM103 235H101V236H103ZM108 235V234H107ZM106 235V236H107ZM112 235V234H111ZM119 235V234H118ZM184 235H186V234H184ZM214 235V233L212 234V236ZM248 235L249 234H247V237H248ZM256 235V236H257ZM49 236V235H48ZM78 236V235H77ZM93 236H94V234H93ZM97 236H96V238H97ZM105 236V237H106ZM123 236V235H122ZM121 236V234H120V237H122ZM149 236H150V234H149ZM154 236V235H153ZM170 236V235H169ZM175 236H179V234H176ZM195 236V235H194ZM215 236H216V233H215ZM232 236H233V234H232ZM238 236H239V234H238ZM237 236V237H238ZM261 236V235H260ZM61 237H66L65 239L67 240V242L65 241V240H62V238ZM116 238H117V236H115ZM124 237V236H123ZM137 237V236H136ZM141 237H144V236H141ZM151 237V236H150ZM202 236H201V234H200V238H201ZM208 237V236H207ZM211 237V236H210ZM209 237V238H210ZM235 237V236H234ZM242 237V236H241ZM252 237V236H251ZM254 237V236H253ZM263 237V236H262ZM63 238V239H64ZM96 238H95V240H96ZM103 238H104V236L101 238L100 237V239H102L103 240ZM108 238V237H107ZM107 238H105V239H107ZM111 238V237H110ZM110 238H109V240H110ZM129 238V237H128ZM131 238V237H130ZM135 238V237H134ZM146 238H148V236L146 237ZM151 238H153V237H151ZM194 239L195 238H197V235L195 236V237H193ZM203 238H204V236H203ZM202 238V239H203ZM206 238V237H205ZM205 238H204V240H205ZM223 238H224V236H223ZM222 238V239H223ZM225 238H226V236H225ZM76 239V240H75ZM93 240H94V238H92ZM99 239V238H98ZM104 239V241L106 242V240ZM150 238H148V240H149ZM161 239H163V238H161ZM172 239L175 241V238H173L172 237ZM182 239V238H181ZM184 239V238H183ZM182 239V240H183ZM191 239V238H190ZM194 239H192V240H194ZM198 239H199V237H198ZM211 239V238H210ZM214 239V238H213ZM212 239V240H213ZM215 239H216V237H215ZM217 239H218V236H217ZM229 239V238H228ZM231 239V238H230ZM241 239V238H240ZM245 239V238H244ZM247 239V238H246ZM249 239V238H248ZM85 240L83 241V242H85ZM115 240V239H114ZM168 240V239H167ZM223 240H225V239H223ZM255 240V239H254ZM77 241H80V240H77ZM119 241V240H118ZM153 242H156L154 239L152 240ZM170 241V240H169ZM168 241V242H169ZM197 241V240H196ZM228 241V240H227ZM252 241H253V239H252ZM89 243V241H86L85 243ZM92 242V241H91ZM97 242V241H96ZM143 242V241H142ZM146 242V241H145ZM149 242V241H148ZM151 242V241H150ZM167 242V241H166ZM202 242V241H201ZM200 242V243H201ZM206 242V241H205ZM218 242V241H217ZM225 242V241H224ZM234 242V241H233ZM257 242V241H256ZM260 242H262V240H260ZM157 243H158V239H157ZM231 243V242H230ZM100 244H102V243H100ZM115 244V243H114ZM170 244V243H169ZM206 244H207V242H206ZM213 244V243H212ZM227 244V243H226ZM254 244H255V241H254ZM258 244V243H257ZM262 244H264V243H262ZM81 245V244H80ZM84 245V244H83ZM88 245H90V244H88ZM111 245V244H110ZM127 245V244H126ZM129 245V244H128ZM127 245V246H128ZM154 245V244H153ZM199 244H197V245H195V244H192V243H188V242H185V243H181L180 244V246H178V247H180V250L182 249V253H181V251H178V249L176 250V251H178V252H180V254L183 256V257H185V261H193V263L195 262V264H199V263H201L202 261H201V258H208L209 257V253L210 252H207V251H209V250H206L207 248H203L204 247V244L202 245V247H199L198 246ZM207 245H211V244H207ZM206 245V246H207ZM230 245V244H229ZM235 245V244H234ZM260 245V244H259ZM85 246V245H84ZM215 247L216 246H218V247H220L221 248V245L219 246V245H214ZM223 247H224V244L222 245ZM232 246V245H231ZM239 246V245H238ZM241 246V245H240ZM247 246V245H246ZM253 246V245H252ZM75 247V246H74ZM79 247V246H78ZM83 247V246H82ZM101 247V246H100ZM131 247V246H130ZM209 247V246H208ZM235 247V246H234ZM244 247V246H243ZM254 247H255V245H254ZM261 247L262 246H260V248H259V250L261 249ZM264 247V246H263ZM81 248V247H80ZM89 248V247H88ZM97 248V247H96ZM109 248H110V246H109ZM108 248V249H109ZM127 248V247H126ZM211 248V247H210ZM220 248H219V250H220ZM226 248V247H225ZM247 248V247H246ZM76 249H78L77 247H76ZM90 249H92V248H90ZM90 249H88V250H90ZM105 249H106V247H105ZM119 249V248H118ZM132 249V248H131ZM204 249V250H203ZM222 249V248H221ZM230 249V248H229ZM233 249V248H232ZM252 249V248H251ZM256 249V247L254 248V250ZM81 250V249H80ZM92 250H94V249H92ZM96 250V249H95ZM123 250V249H122ZM127 250V249H126ZM171 250H174V249H171ZM211 250V249H210ZM213 250H214V247H213ZM216 250H218V249H216ZM223 250H225V249H223ZM222 250V251H223ZM231 250V249H230ZM230 250H227V252L228 251H230ZM258 250V251H259ZM87 251V250H86ZM85 251V252H86ZM105 251H107V250H105ZM110 251V250H109ZM112 251V250H111ZM129 251V250H128ZM132 251V250H131ZM215 251V250H214ZM221 251V252H222ZM239 251V250H238ZM257 251V250H256ZM261 251V250H260ZM89 252V251H88ZM95 252V251H94ZM108 252V251H107ZM106 252V253H107ZM119 252V251H118ZM175 252V251H174ZM216 252V251H215ZM218 252H220V251H218ZM220 252V253H221ZM224 252H226V251H224ZM230 252H232V251H230ZM248 252V251H247ZM250 252V251H249ZM254 252V251H253ZM262 252V251H261ZM261 252H260V254H261ZM98 253V252H97ZM100 253H102V251L100 252ZM115 253V252H114ZM145 253H147V252H145ZM170 253H172V252H170ZM211 255H210V257L209 258H211L212 257V255L214 254V252H212L211 251ZM229 253V252H228ZM227 253V254H228ZM255 253V252H254ZM253 253V254H254ZM257 254H258V252H256ZM84 254V253H83ZM99 254V253H98ZM104 254V253H103ZM122 254V253H121ZM125 254V253H124ZM144 254V253H143ZM180 254H178V256L180 255ZM207 254H209L208 256H207ZM225 254V253H224ZM240 254V253H239ZM242 254H246L247 255V253L244 251V253H242ZM112 255V254H111ZM128 255V254H127ZM172 255V254H171ZM214 255H216V254H214ZM214 255H213V257H214ZM221 254H219V256L218 255H216L213 259H211V263L212 264H215V262L214 261H219V259L220 260H222V256H220ZM255 255V254H254ZM262 255H263V253H262ZM87 256V255H86ZM89 256V255H88ZM95 256V255H94ZM105 256V255H104ZM107 256H109V255H107ZM106 256V257H107ZM115 256V255H114ZM119 256V255H118ZM123 256V255H122ZM141 256V255H140ZM181 256V257H182ZM231 256V255H230ZM233 256V255H232ZM234 256H235V254H234ZM237 256H238V254H237ZM249 256V255H248ZM250 256H252V255H250ZM256 256V255H255ZM105 257V258H106ZM224 257H226V255L224 256ZM224 257H223V259H224ZM229 257V255L227 256V258ZM254 257V256H253ZM91 258H93V257H91ZM97 258H98V256H97ZM108 258V257H107ZM122 258V257H121ZM124 258V257H123ZM179 258V257H178ZM204 259V260H207L209 263H210V259L208 260V259ZM230 258V257H229ZM228 258V259H229ZM231 258H233V257H231ZM256 258V257H255ZM254 258V259H255ZM264 258V257H263ZM77 259V258H76ZM103 259V258H102ZM110 259V258H109ZM111 259H113V258H111ZM118 259V258H117ZM125 259V258H124ZM237 259H238V257H237ZM241 259V258H240ZM244 259V258H243ZM251 259V258H250ZM260 258H257V260H259ZM105 260V259H104ZM116 260V259H115ZM184 260V259H183ZM233 260H234V258H233ZM264 260V259H263ZM94 261V260H93ZM100 261H101V258H100ZM120 261V260H119ZM225 261V260H224ZM260 261V260H259ZM96 262V261H95ZM98 262V261H97ZM96 262V263H97ZM103 262V261H102ZM106 262V261H105ZM108 262H109V260H108ZM112 262V261H111ZM179 262V261H178ZM205 262V261H204ZM208 262H207V264H208ZM214 262V263H213ZM239 262H240V260H239ZM243 262V261H242ZM256 262V261H255ZM104 263V262H103ZM114 263V262H113ZM180 263V262H179ZM190 263V262H189ZM192 263V264H193ZM206 263V262H205ZM204 263V264H205ZM220 263H222V262H220ZM225 264H226V262H224ZM260 263V262H259ZM80 264H82V262L80 263ZM92 264V263H91ZM99 264H102L101 262L99 263ZM108 264V263H107ZM112 264V263H111ZM182 264H183V262H182ZM185 264H186V262H185ZM191 264V263H190ZM216 264H218V263H216ZM227 264H230V263H227ZM234 264V263H233ZM252 264V263H251ZM256 264H258V263H256ZM261 264V263H260ZM264 264V263H263Z\"/></svg>","mask_w":264,"mask_h":264}]
</instances>
